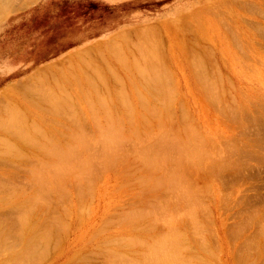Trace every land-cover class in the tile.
<instances>
[{"label": "rangeland", "instance_id": "obj_1", "mask_svg": "<svg viewBox=\"0 0 264 264\" xmlns=\"http://www.w3.org/2000/svg\"><path fill=\"white\" fill-rule=\"evenodd\" d=\"M7 1L8 2H6V0H0V4H1L0 8L2 7V10H3L2 12L0 9V11L2 12L0 13V120H4L5 122V120L8 119L6 118L7 116L10 117V119H13L14 118L13 114L18 113L17 115L19 117H20L19 114L23 116L22 118L21 117L19 118L15 114L17 116L16 119L19 118L21 120V121L18 120L19 122L16 120V122L17 123L21 122L20 124L23 123V125L25 123L26 126L27 125L29 126V127L28 126L25 127V125L21 126L20 124H18L19 125L18 128L23 129L22 133L25 134V132L30 130V127L31 128L35 127L36 130L34 131V129L32 128L33 132L30 130L31 132L29 131V133L25 134L26 136L22 137V139L27 137L26 139H24L26 141L29 140L31 142L34 140L33 141L34 144L26 143V146H25L24 144L21 145L22 143L21 141L14 140L13 139L14 136H11L12 134L10 135L11 138H9L10 131L6 129V127H8L9 125L11 126V124H9V121H6L8 123H6L5 126L2 124L4 122L0 121V135H1L0 137L3 138L4 140L5 139L8 140L9 143H5L7 144V146L11 144L14 145L15 143L16 144L15 146L18 149H20L19 152H21V154L16 155V158L14 156V159H12L13 161L12 160L9 161V163H7L8 165H3V163L0 164V174H1L0 175V184H1L0 185V206H2L0 207V224L2 223L3 220H5V223H6L5 224L3 222L5 225L3 224V226H0V230L3 231V233L5 232L4 234H7V233L10 234V235L7 234L8 236L5 235L6 236L5 237L4 234H2L3 235L2 236L0 233V235L3 237V238L1 237L3 241L1 239L0 244L1 245L5 244L4 237L6 240L8 239L7 241L9 242L11 241L12 243H14L13 246L15 247H17L15 244L20 245L19 243L22 241L20 245L22 247L18 246L17 247L18 249L17 248L15 249L12 246V243H8V242L6 243L8 244V246H12V247H9L10 249L8 248V246L2 245L3 247L5 248L7 247L9 249L10 252L6 248V253L4 252L5 249L4 248L2 249L0 246V250H3V254H4V255L3 254L1 255L2 252L0 253V264H5V263L14 264L15 260L16 262H20L22 258L19 261H18L19 257L18 259H15V258H17L16 256H19V254L24 253L22 250H24L26 246L29 244V243L27 244V242L25 241L32 239L30 241L31 243L32 242L34 243L32 244L35 247L36 241L34 242L33 239L38 240L37 239L38 237L40 238L42 237V241L44 240V242L41 241L42 243H44L43 245H39L41 243L39 242L38 244L39 246L37 247V249H35L33 246H31L32 244L30 243L31 244L30 247L29 246L27 247L28 249L30 248V250L32 249V247L34 248L35 251L34 250H31V251L35 252V255H34V252H33V255L37 256V259L42 257L44 253V259L41 260L40 258L41 260L40 262H37L38 260L35 261L34 258L36 257H33L30 251L28 252L30 255L29 256L30 260L32 257H33L32 259H34V261L32 262L29 261L32 264H37V263L39 264H83V262L79 261V259L83 257H86L90 261V262L86 261V263L84 262V264H107V263L113 264L115 262L118 264L120 263V261L119 260L116 261L115 259L117 258V256H119V254H124V256H127V257L122 256L123 259L121 258L124 261L126 259V262L124 263H127V264L129 263L128 260H131L132 264H135L136 261H137L136 262L137 264H149V263L155 264L158 262V260H160V262H158L157 264H165V263L172 264L173 259L174 260L176 259L177 261V259L183 258L181 257V255L184 257L188 256V257H185L184 260H186V258L187 259L193 258V261L192 259L191 261L189 260V262L191 263H194V259L201 260L199 262L195 261L196 263L194 264H208V263L209 264H249V263L250 264H264V229H263L264 228V161H263L264 157H262V155L264 156V150H263L264 149L263 147L264 146V121L262 119L264 117L263 115L264 114V33H263L264 32V0H11V1L7 0ZM89 2L96 4L97 9L95 11H85V9L82 7ZM105 5H108V7L106 6L105 9L103 10V6ZM148 29H150L152 32ZM123 35L125 38L127 37L126 39L124 38L126 40V43L121 41L123 39L122 38ZM138 36L139 37L141 36V40H138ZM108 41L113 42V43L114 41H116L120 46L118 47L117 43L116 45L111 43L114 46V48L111 49L109 48L108 44L110 43ZM139 41L144 42V43L141 44V42ZM107 45H108V49H111V51L107 49ZM238 45H240V47ZM128 49L130 51H128ZM83 50L84 51L91 50L90 52L92 53V55L91 53H89L90 55L87 54V51L85 53ZM117 51L124 52V53H117ZM114 54L115 55L120 54L118 58L121 56L122 57L119 58L120 60H118L116 57L114 58L115 56ZM192 58L194 59V61H192ZM122 59L123 61L125 59L126 64L125 62L122 61ZM121 63L123 64V66ZM150 63L152 64L151 66H153L152 69L156 70L155 71L156 73L158 72V74H162L161 77H158L159 75L155 74L156 75V76L154 75L155 78L157 77L158 79L159 78L164 79V80L160 79L162 83L165 84V87L162 86V84H160L164 88L162 94L161 92L158 94L157 92L155 93L152 91L154 89H157L156 91L160 90L159 88H161V86L158 84L160 82L157 83L158 85L155 83L158 87L153 85L156 88L152 87V85L151 86L149 85V87H147L148 86L147 82H149V79L150 78L155 79L153 75L152 77L148 76L149 74L151 75L153 73V72L152 73L150 72V70L152 71V69H150L149 67ZM84 64L88 67H86ZM194 64L195 65L197 64L196 67ZM201 64L203 68L201 67L199 68ZM45 68H47L48 70H46ZM144 68H146V73H144L145 71ZM93 70L96 71V72H93L94 74L92 73ZM108 71H111V72H108ZM147 71H149L150 73H147ZM202 71H204L205 73ZM199 72L200 73L202 72V73L200 74ZM113 73H114V76H113ZM115 73H117L118 76L115 75ZM35 75L36 77H34ZM32 77H33V80H32ZM97 77L98 78L100 77L99 78L101 80L100 82ZM141 77L143 78L145 77L143 80L144 82L141 80ZM196 77H198L199 79ZM27 80L29 81V83L27 82ZM87 80H89L88 82L95 80L94 82L93 81L92 82L95 83L93 86H97L94 88L99 89V94L97 93L99 96L98 95L94 96L95 93L92 91L93 87L92 85H90L91 83L87 82ZM163 81H165L166 83ZM207 81L209 82L208 84H207ZM99 83L100 84L102 83V84L100 85ZM103 83L104 84L107 83V84H105L104 86ZM28 84L29 85L31 84V85L29 86ZM76 84H78L79 86ZM202 84L206 87L202 88L203 87ZM46 85L48 87H46ZM89 85L92 88L88 87ZM209 85L210 86L212 85V86L210 87ZM57 86L59 90L57 89ZM148 88H152V89H148ZM62 89L64 90V92ZM210 90H211V93L213 92L212 95L210 93ZM96 92H98V90ZM22 93H23V96H22ZM119 93L127 97V99H125V97L122 98L121 95H119ZM208 93L210 94L211 98L208 95ZM51 94L53 96V99H52ZM66 94L68 96V99H66L67 98ZM62 96H66V97L63 98ZM85 96L87 98H85ZM153 96H155V98H153ZM60 97L66 100V102H68V100L70 99L68 102L69 104L67 105V103L65 104V102L63 103L61 102L62 103L61 104L59 101L58 103L61 106L57 107L56 106V104H58L57 99H59ZM95 97L99 98L98 100L102 102V105L99 104L100 102H98L97 98ZM138 97L139 99H136ZM162 97L164 100L162 99ZM100 98H103V99H100ZM104 98H107V99H104ZM231 98L233 101L231 100ZM119 99L120 100L122 99V100L120 101ZM52 100L53 101L55 100V102H52ZM102 100L103 101L105 100L104 102L105 104H103ZM123 100L125 104L122 103ZM47 101L49 102V104L50 103L52 104L48 106L49 104L47 103ZM144 102H146V104ZM179 102H181V104ZM220 102H222V104ZM85 103L86 104L89 103V105L87 104L88 107ZM140 103H142L143 106L140 105ZM34 104L35 105L37 104V105L35 106ZM62 105H63L62 112L63 111L66 112L64 115L61 114V111H60L61 110L60 108H62ZM65 105L68 107L66 108L69 112L66 111L64 107ZM92 105L93 106L95 105V108H93ZM69 106L70 107L72 106V108H70ZM145 106L147 108H145ZM96 108L98 112H100L99 114ZM103 108H106V109H103ZM238 108L241 110L239 111ZM12 109L14 110L15 113L13 112ZM5 110L7 112H5ZM228 110H231L234 112H236L235 110H237L238 114L236 113V115H234L236 118L231 117L230 115H233L235 113L232 112V114H230V111ZM48 111H50L51 113L49 112V114L47 115ZM241 111H243L242 113L244 117L241 116L242 113L239 114V112ZM54 112H58L59 115L60 114L61 115L60 116L55 115L57 113L53 114ZM163 112L165 113L163 114ZM166 113L167 115L169 113V117L167 116L168 118L165 116ZM186 113H188V115ZM106 114H108L109 116ZM70 115L72 116V118L75 119L76 121L75 125H74L75 121L73 119L70 120L71 119ZM69 117L70 119H68ZM257 117H259L260 119L258 118L259 119L258 120ZM77 121L79 122V124H77ZM76 125H78V127H75ZM168 125L170 126L168 128L172 131H170L169 129L167 130ZM11 127L13 131L14 128L13 126ZM16 127L17 126L15 125V130L13 132L16 131ZM99 127H100V130L98 129ZM25 128H27V130H25ZM81 128L82 130H80ZM121 128L122 130H120L119 132L121 131L123 132L124 130V134L126 135L125 136L122 133V135L124 136L123 139H122L123 136L120 138L118 136L119 133H117L118 131L117 129H121ZM157 128H159V130ZM3 129L6 130V132H9V134L7 133L8 134L7 135L5 131L2 132ZM162 129L163 131L165 129H166L165 130L166 132L168 131L167 132L168 134L166 132L164 133H166L169 137L172 136V139L170 141L168 140L167 136H163V138L166 139L164 141L165 145L164 144L162 145L160 143L162 141L161 140L162 135H160L159 137V134L162 131L160 133L159 131ZM110 130L115 131V134L111 133L112 131L110 132ZM191 130H194V131L192 132ZM36 131L37 132L39 131L38 134L40 136L38 134H35L37 133ZM40 131L41 133L42 132L44 133V136L46 139H44V137L42 136L43 134H40ZM81 131H84L83 132L85 133V135L83 134L84 136L80 134ZM178 131L180 134H178ZM75 132H77V134L80 135L78 137L80 138L82 137L80 141L83 139L81 142L77 140L81 143V146L79 145L80 143H78L76 140L73 139V138L76 139L77 137ZM190 132H191V135L193 133V136H191L192 139L194 138L198 139L200 137L199 138L200 140L198 142L201 143V140H202V143L199 144L201 148L204 146L210 149L211 151H213L212 153L214 155H212V157L214 156L213 157L214 159L211 157V154L208 153V151L210 152V150L206 148H204L206 150H203V148L201 149L197 145L198 144L196 143L197 140L196 142H194V140L191 141L192 144L190 143V140H191ZM90 133H92V135ZM109 133H111V136L109 137L110 140L108 139L110 142L113 140L114 144L116 143L123 144V147H121L122 144H120L121 148H118V151L120 150V152H118L117 154L115 153V155H113L110 158L105 156L106 154L103 153L101 146L98 145L99 144L98 139H100L99 141H101L102 139V141L105 142V139L103 138L108 137L107 135H110ZM136 133L138 135L140 134L139 137ZM169 133L171 134L173 133L174 136L176 137H174L173 134L171 135ZM195 133L199 136L197 137ZM113 134L117 135L118 138L122 139V142L120 139L118 142H116L117 140L114 142ZM155 135L156 137L157 136L159 137V139L157 138L155 139L159 140L160 142L159 141L157 142L155 140L154 142L152 140L155 144V145H152L151 139L152 137L154 138ZM34 136H36L35 138L37 140L34 138ZM38 136L40 137V139L43 138L44 141L42 139L40 140ZM179 137L182 139V141H180L181 139H178ZM186 137H187L186 141H188L189 139L190 140L185 143L186 144V147H185L184 140ZM1 138H0V148L2 150L0 149V158H1L0 160L7 159V156L3 155L4 154L3 149L5 148V145H3V143L1 144ZM126 138H128V141L125 140ZM139 138L140 139L142 138L141 139L142 141H138L140 140ZM149 139H150V142H149ZM4 140L3 142H5ZM50 140L53 142H51ZM73 140L75 142H73ZM108 140L107 142H109ZM173 140L177 142L175 143V141ZM35 141H37L38 143H36ZM71 142L77 144L76 148L75 146H73L76 144H72ZM104 142H102L101 145ZM137 142H139V144ZM169 142H171L172 144ZM56 143L58 145L61 144V147L58 148ZM146 143L147 145H150V146L146 145L147 148L149 147L148 148L149 150H146L147 148L143 146ZM68 144L70 145L69 147H68ZM86 144H88L86 147L88 150H86L85 148ZM95 144L98 145L101 149L97 147ZM159 144L161 145L159 146L160 149H157L158 148L157 146ZM188 144L192 146L197 145L196 146L197 149L194 146L193 147L189 146ZM90 145H92L91 148H88V146L90 147ZM173 145L176 146V148H173L174 147ZM178 145L182 146L183 148L185 147L186 150L185 149H183L185 151L181 150L182 149L181 147H180L181 149H178ZM45 146H46V149L49 148L48 151L45 149ZM53 146H55L56 150L61 149L63 151H66L68 149H71V152L74 151L72 150L73 148L77 149L78 153L76 151L75 152L78 154V156L77 154L76 156L78 158L79 157L81 158V160L80 158L78 159V162L80 161L83 162V160L86 161L87 159L86 158L84 159V157H86L87 155L88 160L86 161L87 162L86 165L88 167L85 168L84 167L85 163L83 162L84 165L82 164L81 165L82 167H84L83 168L84 170L82 171H84L85 174L87 173V171L94 172L95 174L89 173L90 174L89 175L87 173L88 175L87 174L86 175L88 177H86V175L84 174V176L82 175L83 177L80 178L79 175H81L82 173L81 174L78 173L79 175L77 174V178L79 177V180L82 179L81 182L78 179H77V182L79 181L78 183L75 181L76 179L72 180L73 176H71L72 174L71 172L73 171L76 172L74 167L77 168V165H80V164H77V159L75 161L76 163L73 161V159L76 158L75 153L73 155L75 158L73 157H70L71 159L69 158L71 161L66 162V158H65L66 156L59 157L61 155L60 153H62L61 151H59L60 153L57 151L59 153V156L55 155L53 159L52 157H50L52 154H55L53 153V151L55 150ZM65 146L68 147L67 149L65 148L66 150L64 149ZM139 146L141 149L138 148ZM162 146L165 149L161 148ZM210 146H213V148H215L218 151V154L217 152L214 151L215 149H213L212 147L210 148ZM150 147L152 148L157 147V148H155L156 150L152 151L151 150L152 148L150 149ZM253 147L254 148L256 147L255 149L258 151H255ZM42 148H43V152L40 151ZM131 148H133L134 150L137 149L135 151V154L133 153V149ZM167 148H170V150ZM188 148L189 149L194 148L196 150L193 151L192 149L191 151H188L189 150ZM51 149H54V150L50 152L49 150ZM142 149H145V150H142ZM174 149H176L177 151H175ZM252 149L254 151H252ZM44 150L47 151L46 153L48 152L51 153L50 156L47 154H44L45 153ZM138 150L142 153L148 151V154H150L151 156V157L149 156L150 160H152L153 162L155 160V157L157 159L159 157H162V155H166L168 152V155H167L168 157L165 156L162 158L164 159L163 161H165L163 162V165L165 167L162 165V163L160 162L156 163V161L154 163H152V161H149L152 164L149 162L147 163V160L145 161L146 158L143 159V154H140ZM160 150L163 152H161ZM197 150L201 152L203 150L206 152L204 153L202 152L203 153L202 155V153L197 152ZM155 151L156 153L159 152L157 153L158 155L157 154L155 155ZM179 151H181L183 155ZM41 152L44 154V156L42 155ZM79 152H80V155H79ZM88 152L94 155L92 156V158L94 159L91 158V160L94 161V162L92 161L93 163H90L91 160L89 158L91 157V155L88 154ZM185 152L189 153L190 155H188ZM248 152H252V153L250 154ZM68 153H67V156L70 155ZM138 153L140 155H138ZM191 153H193L194 156H192ZM205 153H208V154L205 155ZM253 153L254 155H252ZM144 155H147V153H145ZM152 155L154 156L152 157ZM175 155H178L179 158H177V156L175 157ZM215 155H216V158H215ZM256 155L257 157L254 158V156ZM56 156L60 160L62 158L63 161L65 158V161H64L65 163L63 165V168L67 167L68 169H71L70 168L71 164L72 165L76 164V166H73V168L71 169V172L67 169L69 171V174L71 173L70 176L68 175L70 177V180L66 176L68 173L67 174L65 173L66 175L63 174L64 172L62 173L68 179V181L67 180L64 181L65 182L64 184H63V181L60 184L59 182L61 179L60 177H57V178H60L59 181L55 179L56 177H54V175L55 176L62 175L60 174L61 172L55 171L57 173H54L55 169L60 168L59 171L63 170V168L60 167L61 164H59V159L57 160ZM100 156L103 158H100ZM141 156H142V159H141ZM185 156H187L189 159ZM195 156L198 159L201 158L202 162L201 160L200 161L196 160L197 158ZM217 156L220 159L217 158ZM113 157H115L116 159ZM183 157H185L187 161ZM192 157H194V162L196 161L197 166L195 165L196 163H194L195 166H192L193 164L190 166L189 163L191 161H192L191 163H193ZM50 158L52 161L50 160ZM95 158H97L96 159L97 161L98 159L101 160L102 162L99 161V164L101 162L102 164L101 166H104V167H100L98 162H96ZM176 158L178 161L180 160L181 162L182 161L183 162L182 163L180 161L177 162ZM210 159H212V161ZM208 160L211 161L212 164L208 162ZM41 161L43 162L46 161L47 163L55 162L56 167L54 168L52 167L54 166L53 163H51L53 165L50 166L51 165L50 163H48L50 165L48 164L46 165V163H43ZM184 161L187 162V164ZM262 161H263V164H261ZM38 162L40 163L38 164ZM108 162H111V163H108ZM119 162L121 163L119 164ZM244 162L246 163L244 164ZM57 163L59 165H56ZM94 163H96L97 165ZM173 163H177L178 165L173 164ZM200 163H205V165L203 164V167H202L201 166L202 164ZM218 163H223L222 167L224 168H222L221 165H219ZM42 164L47 166L46 169L48 170V172L52 170L53 173L51 171L49 172V173H52L50 174V176L46 174L45 172L46 170L41 172L42 169L40 168H42ZM146 164L150 165V167ZM153 164L155 165L157 164L160 167L157 165L153 166ZM168 164L171 166H169ZM32 165H33V171H32ZM44 165H43V169H45ZM98 165L100 168H98ZM210 165H213V166L210 167ZM218 165L220 166V170L218 169L219 168ZM89 166L93 168L92 171H91V168H89ZM205 166H206V169H205ZM155 167H159L158 169L161 172L159 171L160 173H158L157 172L158 170ZM166 167L167 169H165ZM193 167H198V168H193ZM10 168H12V170ZM79 168L77 169V171L82 172L81 171L82 168L81 169ZM151 168L157 170L156 175L157 177L160 176V178L159 177L156 178L150 175V174H153V175L155 174V172L154 173L152 172L153 169ZM35 170H37V173H38L37 175H39L38 177L40 179L37 178V175L34 173ZM171 170L173 171L175 170L177 174ZM170 172L171 173L173 172L174 175L178 177L176 178ZM96 173L98 176L96 175ZM178 173H180V177L181 175L182 176L184 175V177L180 178ZM43 174H46V177L44 176V178L47 179L48 177L47 183L50 184V186L53 185L51 186L52 188L54 187V189H51L50 187H48V189L49 188L51 189V193L49 192L50 195H48V197H47V193H48L47 191H50V190H47L46 186H49V185L45 184L46 180L45 182H42L44 181L42 178ZM29 175H31L30 178H29ZM63 175H62L63 177L62 179L64 180L65 178ZM147 175L148 177H146V180H145L144 176H147ZM171 175L174 177H170ZM50 177L54 178L53 179L54 182L52 181ZM149 177L150 179L151 178L152 179L151 180L148 179ZM41 178H42V181H40ZM86 178L88 179L86 180ZM140 178L144 180H141ZM83 179H85L86 181L83 182ZM175 179L178 181H176ZM137 180L139 181V183L137 182ZM142 181L143 183L144 182L146 183V184L144 183L145 186H143V183H141ZM156 181L157 182L159 181V183L160 182L161 183L156 184ZM41 182H42V186H41ZM169 182L174 185L175 189L172 187L173 185L171 184H170L171 185V188H170ZM79 183L83 185H80ZM4 184L5 185L7 184V185L4 186ZM43 184H45L47 191L44 189L45 187L43 189L46 193H44V191L41 189V187L44 186ZM59 184L60 186L65 185L64 186L65 188L63 187L64 189L63 188L60 189ZM139 185L141 186V188ZM153 185L154 187H156V189L153 188ZM183 185L186 187L185 188L186 190L188 187V191L183 189L184 188ZM181 186L183 190L182 189L180 190ZM57 187L59 188V192L60 190L63 189L61 191L62 194L61 193L59 194L60 196L56 194V196H58L56 197V200L59 201L58 203L56 200H54L55 195H54V192L52 191V190L56 191ZM165 187H167V190ZM77 188L78 189L80 188V189L78 190ZM146 188H148L147 189L148 191L146 190ZM169 189L174 190V191L172 192ZM176 189H178V191ZM200 189L202 192L200 191ZM40 190H42V192ZM64 190L66 193L63 192ZM143 190L145 191V193ZM75 191L78 193H76ZM179 191H182V193L186 191L185 194L186 195L188 194L190 198L189 196H187L186 198L185 197L186 195H182L178 193ZM81 192L83 194H81ZM195 192H196V196H195ZM170 193H174V194L167 196ZM176 193L179 194V197ZM65 194H66V197L62 198L61 195L65 196ZM181 195L184 198L189 199L191 206H193V204L195 203V202L194 203L192 202L193 200L194 201L199 200L198 201L199 204H197L196 202L197 208H198V205H201L200 202L202 203L204 202L207 205L206 207L208 209L206 207L204 208L205 205L203 203L204 206L203 207L199 206L198 211L196 212L197 214L195 213L198 216L196 217L195 215L193 217V219L195 220H192L191 217H189L188 219V216L183 215V212H186V210L190 209V208L185 209L186 206L187 207L189 206L188 205L189 202L187 203V205L183 204L185 205L183 206L181 204L182 203L181 198H183V197H180ZM49 196L51 197L52 201H50L51 199ZM172 196L173 198L177 196L176 199L178 200L180 198L181 200H179L178 202H181V203H178L177 200L173 202L174 200ZM59 197L61 198L59 199ZM80 197L82 200L80 199ZM167 197L169 198V201L168 199L165 200V198ZM35 198L39 199V204L38 202H36L37 199ZM27 200L30 202H28ZM164 200L166 204L164 203ZM167 201L171 202L172 205L171 203H168ZM33 202H35L38 205V207L35 206V203ZM25 203L28 204L30 207L27 205L28 208H26ZM20 204L24 205L23 207H25L24 209H27L26 210L27 213H24L26 211L22 210L23 208L21 209L22 205ZM40 204H44L43 206L45 207L43 208L42 205ZM164 204L170 207L167 208ZM179 204H181L183 207L182 208L181 206L179 207ZM32 205H34L35 207ZM46 205L48 206V208L46 207ZM148 205H151V206H148ZM176 205L178 209H176L177 208ZM157 206L158 207L160 206L161 208H157ZM31 207H33L32 209L35 208L36 210L34 209L32 211ZM193 207L196 208L195 206ZM37 208H40L41 211L38 210ZM42 209H44L45 211ZM61 209L63 211H61ZM79 209L80 211H78ZM140 209L142 210V212L140 211ZM148 209H151V210L154 209V212H151ZM158 209L161 210L160 212L164 210V212L166 211L169 213H167L168 215L164 212L160 213ZM168 209H171L173 214L175 215L177 214V221H176V216L175 215L173 216V214L170 213L171 211H169ZM175 209L176 211L183 210V212L181 211L182 213H179V212L176 213L174 211ZM191 209L190 211L188 210L189 212L187 211V213H184V214H188V215L189 214L192 215V213L194 214V212ZM196 209H193V210L195 211ZM21 210L23 211V213ZM147 211L149 213L148 215H147ZM136 212H138L139 214ZM20 213H21L20 217L23 219L26 218V216L24 215L30 216L31 220L28 219L29 217H27L26 219V222L27 221L29 222V224L28 223L26 224L29 227V230H28V227L25 225H23L25 226L24 228H21V227L19 228L20 226L19 224H21L20 222L23 221V219L21 220V218L19 219L18 217ZM122 213L124 215H122ZM132 213L137 214V216L133 215ZM41 214L43 215L41 216ZM156 214L157 215L159 214L158 215L159 218L161 216L163 220L156 217L155 219L157 221H155L153 219L154 218L153 216H155ZM39 215L41 217H39ZM59 215L62 218H60ZM43 217L44 219L45 218L46 219L44 220ZM48 217L49 219H51V217L52 219H54L53 221L51 220L53 224L52 222L51 223L49 222L50 224L47 222L49 220ZM133 217L134 219L131 220ZM136 217L137 219H135ZM168 217H170L171 219ZM183 217H187V219ZM126 218H129L128 222ZM197 218L200 220H197ZM41 219H43V222H41L42 221ZM166 219L167 221L170 219V221L167 222ZM172 219H174V221ZM34 220H36L35 223H34ZM61 220L64 221L65 227L64 226L61 227L62 225L60 224H63L62 223L63 221ZM190 220H192L191 221L192 223L194 221L198 223L196 225L203 226L202 229L201 227L199 228L196 225H195L196 227H194V225L192 226L193 227L192 229L196 228V231H202L203 236L202 234H200L201 232L200 233L197 232V234L198 236L201 235V238L202 237L205 238V239L202 238L203 243H200L199 241H197L198 239H200L199 238L200 236L198 237L194 232H193L194 236L196 235L195 237H197L198 239H196L195 237L193 238V236L192 237L190 236L192 234L189 231V229L191 228L190 227L191 222H190V225L188 224ZM15 221L17 223H15ZM45 222L47 223V225ZM155 222H157L158 224ZM170 222L174 223L176 228H179L175 230L177 233L178 231H182L181 234L179 233L176 234V232L172 231L174 230L173 228H170L173 226L172 224H171L172 226L170 227L167 226L168 223L170 224ZM185 225H187L188 227ZM31 226L33 227L31 228ZM37 226L39 227V230L37 229ZM47 226L51 229L49 230ZM63 228H65V230ZM149 228H151V231ZM165 228H167L168 230H166ZM205 228L207 231L205 230ZM19 229L20 230L23 229L22 232L19 231ZM26 229L28 232H26ZM203 229L205 230V232ZM209 229L212 232L211 231L208 232ZM260 229L262 230L261 233H260ZM44 230H46V232L47 230L49 231L50 233L49 237L51 239H49V237L48 238L46 237L48 236L47 234L44 237L45 235ZM54 230H55V233H54ZM56 230H59V232H57ZM6 231L8 232L6 233ZM165 231L167 232L172 231V234L169 233V235L170 236L173 235V238L176 241V244L173 242L175 246L178 245L177 243L180 241L179 244L182 242V244H180L182 245L181 246L182 249H183V246L186 247V249L184 250L179 249L181 252V255H179L180 252L179 250H177V248L175 250V248L173 247L174 245L172 246L174 249L173 251H171L170 244H167V243L165 244L164 241L163 242L167 247L163 244L161 239L163 240L167 239L169 240V243H171L170 238L172 237L171 236L168 239V237L166 236L168 235V233L166 232L167 233L166 234ZM15 234L17 238L20 237V239H16ZM33 235L35 238L33 237ZM159 235H161L162 237L160 239L162 244L157 243V241H155L156 237L158 238ZM179 235L181 237H179ZM11 236H13L14 238ZM177 237L180 238L181 240L179 239V241H177L178 239ZM45 238H47V240L49 241H47ZM124 238L125 240L123 241ZM136 238L144 239L142 241V243L144 242V244L147 242L148 239L150 240L152 239L151 240L152 242L148 240L147 243L149 245L147 244L148 246L147 248V246L145 247L141 243H138V242H141L140 239L138 242H135ZM173 238L171 240H173ZM18 240H21V241L18 242ZM131 240L135 244L129 242ZM153 241L157 243L154 249L150 248V244L154 243ZM24 242L27 245L23 244ZM106 242H108L107 245L105 244ZM128 242L130 243L129 246L131 245L132 247L130 246L129 248ZM136 243L139 244L140 246L137 245ZM40 246L41 247L44 246L43 247L44 250L41 249ZM199 246L200 248H198ZM201 246L205 247L203 248L204 250L201 248ZM247 246H250V247H247ZM163 247L164 248L166 247V248L161 249ZM13 248L15 249L14 250L15 254H13ZM20 248L21 250H19ZM38 248H40V250H43V252L40 253L41 255H39V253L37 255L36 253L39 250ZM105 249H108L110 253L108 254V251H106L107 253L106 254ZM110 250L111 251L113 250V252H111ZM155 250L157 251L159 250L160 255H163V258L165 257L164 258L165 260L164 259L162 260V256H159L158 254H156L157 251L155 252ZM168 250H170L171 252L169 251L168 253ZM140 252H142L143 254L145 252L153 253V254L151 255L147 254L149 256H147L146 253H145L146 256L143 255L142 253L137 254ZM111 253H114L116 258ZM210 253H212V256ZM166 254L168 258L164 256ZM168 254L173 255V256L171 255L172 260H168L170 259L169 258L170 256H168ZM24 255H23V259H24ZM111 255H113L112 259L114 258L115 262L111 261L112 260L110 257ZM27 256H25V259H28ZM107 256H109V258ZM142 258L143 259L146 258V260L144 259L146 263H144V260L143 261L140 260ZM107 259L108 261L111 259L110 260L111 262H108ZM151 260H154L153 262L155 263H152ZM180 260L177 261V263L179 262L180 264H182L181 262H183V259L181 261ZM164 261H167V262L164 263ZM176 261H174L173 264H175ZM23 262L21 261L20 263L26 264L27 261L25 263ZM29 262H27V264H29ZM185 262H187V260Z\"/></svg>", "mask_w": 264, "mask_h": 264}, {"label": "bare ground", "instance_id": "obj_2", "mask_svg": "<svg viewBox=\"0 0 264 264\" xmlns=\"http://www.w3.org/2000/svg\"><path fill=\"white\" fill-rule=\"evenodd\" d=\"M10 1H11V0H10ZM6 2H8V1L6 0ZM8 4H9V3H8ZM0 5H1V4H0ZM2 5H3V4H2ZM0 9H1V11L3 12L2 7H1ZM4 10H5V9H4ZM1 11H0V13H2ZM261 11H262V10H261ZM228 28H229V27H228ZM140 30H141V29H140ZM144 30H145V29H144ZM148 30H150V29H148ZM150 31H151V30H150ZM150 31H149V32H150ZM142 32H143V31H142ZM151 32H152V31H151ZM151 32H150V33H151ZM154 32H155V31H154ZM263 33H264V32H263ZM142 34H143V33H142ZM135 35H136V34H135ZM148 35H149V33H148ZM141 36H142V35H141ZM141 36H140V37L138 36V40H141ZM146 36H147V35H146ZM150 36H151V35H150ZM121 37H122V36H121ZM230 37H231V36H230ZM122 38H123V39H122L121 41H123V42L126 43V40H125V39H126L127 37L125 38L124 35H123ZM124 38H125V39H124ZM142 39H143V38H142ZM235 39H236V38H235ZM237 39H238V38H237ZM124 40H125V41H124ZM108 42L110 43V44H108V45H109V48H111V49L114 48L113 44L116 45V43H117L116 41H114V43H113V42H110V41H108ZM139 42H141V41H139ZM145 42H146V41H145ZM235 42H236V40H235ZM238 42H239V41H238ZM106 43H107V41H106ZM111 43H113V44H111ZM142 43H144V42H141V44H142ZM242 43H243V42H242ZM104 45H105V44H104ZM108 45H107V49H108ZM117 45H118V47L120 46L118 43H117ZM144 45H146V44H144ZM235 45H236V44H235ZM111 46H113V47H111ZM238 46L240 47V45H238ZM116 47H117V46H116ZM118 47H117V48H118ZM104 48H106V47H104ZM127 48H128V47H127ZM127 48H126V50H127ZM208 48H209V47H208ZM111 49H108V50L111 51ZM115 49H116V48H115ZM115 49H114V50H115ZM142 49H144V48H142ZM147 49H148V48H147ZM191 49H192V48H191ZM209 49H210V48H209ZM91 50H92V49H91ZM91 50H86V51H87V54L91 53V52H90ZM140 50H141V49H140ZM148 50H149V49H148ZM148 50H147V51H148ZM239 50H240V49H239ZM246 50H247V49H246ZM83 51H84V50H83ZM86 51H84V52L86 53ZM120 51H121V49H120ZM128 51H130V50L128 49ZM192 51H193V50H192ZM241 51H242V50H241ZM115 52H116V51H115ZM142 52H143V51H142ZM113 53H114V52H113ZM117 53H124V52H119V51H117ZM148 53H149V52H148ZM198 53H199V52H198ZM245 53H246V52H245ZM97 54H98V53H97ZM149 54H150V53H149ZM191 54H192V53H191ZM193 54H194V53H193ZM73 55H74V54H73ZM81 55H82V54H81ZM89 55H90V54H89ZM91 55H92V53H91ZM112 55H113V54H112ZM114 55H115V54H114ZM145 55H146V54H145ZM76 56H77V54H76ZM82 56H83V55H82ZM118 56H120V54H119V55H115L114 58L116 57L118 60H120L119 58H121L122 56L119 57V58H118ZM124 56H125V55H124ZM143 56H144V55H143ZM192 56H193V55H192ZM197 56H199V55H197ZM92 57H93V56H92ZM123 58H124V57H123ZM156 58H157V57H156ZM199 59H200V58H199ZM199 59H198V60H199ZM126 60H127V58H126ZM189 60H191V59H189ZM62 61H63V60H62ZM122 61H123V59H122ZM192 61H194L193 58H192ZM83 62H84V61H83ZM90 62H91V61H90ZM90 62H89V63H90ZM123 62H125V59H124ZM123 62H122V63H123ZM154 62H155V61H154ZM158 62H159V61H158ZM189 62H190V61H189ZM87 63H88V62H87ZM122 63H121V64H122ZM191 63H192V62H191ZM123 64H124V63H123ZM123 64H122V66H123ZM125 64H126V62H125ZM260 64H261V63H260ZM84 65H85V64H84ZM88 65H89V64H88ZM151 65H152V64L150 63V66H149L150 69H152V67H153V66H151ZM154 65H155V64H154ZM194 65H195V64H194ZM196 65H197V64H196ZM196 65H195V67H196ZM85 66H86V65H85ZM147 66H148V65H147ZM157 66H158V65H157ZM157 66H156V67H157ZM192 66H193V65H192ZM50 67H51V66H50ZM83 67H84V66H83ZM86 67H88V66H86ZM112 67H113V66H112ZM124 67H125V66H124ZM128 67H129V65H128ZM200 67L203 68V67H202V64H201V66H199V68H200ZM252 67H253V66H252ZM47 68H48V67H47ZM47 68H45V69L48 70ZM90 68H91V67H90ZM93 68H94V67H93ZM110 68H111V67H110ZM132 68H133V67H132ZM157 68H158V67H157ZM192 68H193V67H192ZM85 69H87V68H85ZM114 69H115V68H114ZM144 69H145L144 73H146V68H144ZM144 69H143V70H144ZM147 69H148V68H147ZM160 69H161V68H160ZM214 69H215V68H214ZM217 69H218V68H217ZM42 70H43V69H42ZM46 70H45V71H46ZM101 70H102V69H101ZM101 70H100V71H101ZM143 70H142V71H143ZM148 70H149V69H148ZM89 71H90V70H89ZM155 71H156V70H153V69H152V71L150 70V72H151V73L153 72V73H152L151 75L149 74L148 76H151V77H152V75H153V77L155 78V76H156L155 74H158V72L156 73ZM204 71H205V70H204ZM204 71H202V72H204ZM42 72H43V71H42ZM93 72H96V71L93 70L92 73H93ZM101 72H102V71H101ZM106 72H107V71H106ZM108 72H111V71H108ZM112 72H114V71H112ZM150 72L147 71V73H150ZM154 72H155V73H154ZM202 72H201V73H202ZM250 72H251V71H250ZM255 72H256V71H255ZM40 73H41V72H40ZM40 73H39V74H40ZM139 73H140V72H139ZM141 73H142V72H141ZM199 73H200V72H199ZM199 73H198V75H199ZM201 73H200V74H201ZM204 73H205V72H204ZM39 74H38V75H39ZM93 74H94V73H93ZM97 74H98V73H97ZM110 74H111V73H110ZM136 74H138V73H136ZM36 75H37V73H36ZM36 75H35L34 77H36ZM42 75H43V74H42ZM101 75H102V74H101ZM101 75H100V76H101ZM115 75H117V73H115ZM154 75H155V76H154ZM158 75H159L158 77H161L162 74H158ZM164 75H165V74H164ZM166 75H167V74H166ZM207 75H208V74H207ZM215 75H216V74H215ZM52 76H53V75H52ZM103 76H104V74H103ZM103 76H102V77H103ZM113 76H114V73H113ZM117 76H118V75H117ZM117 76H116V77H117ZM136 76H137V75H136ZM200 76H201V75H200ZM200 76H199V77H200ZM203 76H204V75H203ZM83 77H84V76H83ZM139 77H140V76H139ZM205 77H206V76H205ZM89 78H90V77H89ZM97 78H98V77H97ZM99 78H100V77H99ZM99 78H98V79H99ZM113 78H114V77H113ZM144 78H145V77H144ZM144 78L141 77V80L143 81ZM149 78H150V77H149ZM156 78H157V77H156ZM156 78H155V79H153V78L151 79V78H150V79H149V82H147V83H148V86H147V87H149V85H150V86L152 85V87L156 88V87H158V86H157L158 84H159V85L162 84V86L165 87V84L162 83V81H161V80H164V79H162V78H159V79H158V78H157V80H156ZM196 78H198V77H196ZM201 78H202V77H201ZM39 79H40V78H39ZM84 79H85V78H84ZM114 79H115V78H114ZM117 79H118V78H117ZM133 79H134V78H133ZM146 79H148V78H146ZM160 79H161V80H160ZM165 79H166V78H165ZM198 79H199V78H198ZM204 79H205V78H204ZM207 79H208V78H207ZM226 79H227V78H226ZM32 80H33V77H32ZM35 80H36V79H35ZM76 80H77V79H76ZM104 80H105V79H104ZM112 80H113V79H112ZM150 80H151V81H150ZM205 80H206V79H205ZM214 80H215V79H214ZM228 80H229V79H228ZM36 81H37V80H36ZM88 81H89V80H87V82H88ZM92 81H93V80H92ZM92 81H91V82H88V83H91L90 85H92L93 88H92L90 85H89L88 87H91V88L93 89L92 91H93L96 95H95L93 92H92V93L94 94V96H97V95L99 94V89H98V88H94V87H97V86H93V85L95 84V83H93L95 80H94L93 82H92ZM100 81H101V80L99 79V82H100ZM137 81H138V80H137ZM147 81H148V80H147ZM197 81H198V80H197ZM212 81H213V80H212ZM27 82L29 83L28 80H27ZM38 82H39V81H38ZM72 82H73V81H72ZM116 82H117V80H116ZM143 82H144V81H143ZM158 82H160V83H158ZM163 82H165V81H163ZM171 82H172V81H171ZM22 83H23V82H22ZM88 83H87V85H88ZM145 83H146V82H145ZM145 83H144V84H145ZM150 83H151V84H150ZM155 83H156V84L158 83V84L156 85ZM165 83H166V82H165ZM203 83H204V82H203ZM208 83H209V82L207 81V84H208ZM214 83H215V82H214ZM46 84H47V82H46ZM99 84H100V83H99ZM101 84H102V83H101ZM101 84H100V85H101ZM103 84H104V83H103ZM105 84H107V83H105ZM105 84H104V86H105ZM121 84H122V83H121ZM212 84H213V82H212ZM22 85H23V84H22ZM28 85H29V84H28ZM30 85H31V84H30ZM30 85H29V86H30ZM33 85H34V84H33ZM57 85H58V84H57ZM74 85H75V84H74ZM76 85H78V84H76ZM140 85H141V84H140ZM146 85H147V84H146ZM146 85H145V86H146ZM153 85H155L156 87L153 86ZM17 86H19V85H17ZM20 86H21V85H20ZM78 86H79V85H78ZM78 86H77V87H78ZM106 86H107V85H106ZM145 86H144V87H145ZM160 86H161V85H160ZM162 86H161V88H159L161 91H160V90H159V91H156L157 89H154V88H153L154 90H152V91L155 92V93L157 92L158 94L161 92V94H162V93H163V90H164V88H163ZM202 86H203L202 88L206 87V86H204L203 84H202ZM209 86H210V85H209ZM211 86H212V85H211ZM211 86H210V87H211ZM213 86H214V85H213ZM230 86H231V85H230ZM46 87H48V86L46 85ZM50 87H51V86H50ZM59 87H61V86H59ZM98 87H99V86H98ZM102 87H103V86H102ZM118 87H119V86H118ZM142 87H143V86H142ZM166 87H167V86H166ZM171 87H172V85H171ZM171 87H170V88H171ZM15 88H16V87H15ZM62 88H63V87H62ZM99 88H100V87H99ZM105 88H106V87H105ZM8 89H9V88H8ZM22 89H23V88H22ZM41 89H42V88H41ZM46 89H47V88H46ZM46 89H45V90H46ZM57 89H58V86H57ZM63 89H64V88H63ZM63 89H62V90H63ZM88 89H89V88H88ZM94 89H95V90H94ZM144 89H145V88H144ZM148 89H152V88H148ZM207 89H208V87H207ZM211 89H212V88H211ZM214 89H216V88H214ZM214 89H213V90H214ZM217 89H218V88H217ZM219 89H220V88H219ZM221 89H222V88H221ZM58 90H59V89H58ZM60 90H61V89H60ZM64 90H65V89H64ZM64 90H63V92H64ZM97 90H98V92H96ZM124 90H125V89H124ZM202 90H203V89H202ZM213 90H212V91H213ZM47 91H49V90H47ZM80 91H81V90H80ZM108 91H109V90H108ZM148 91H149V90H148ZM150 91H151V90H150ZM152 91H151V92H152ZM218 91H219V90H218ZM53 92H54V91H53ZM59 92H60V91H59ZM86 92H88V91H86ZM100 92H101V91H100ZM103 92H104V91H103ZM114 92H115V91H114ZM120 92H121V90H120ZM144 92H145V91H144ZM204 92H205V91H204ZM207 92H208V91H207ZM219 92H220V91H219ZM46 93H47V92H46ZM48 93H49V92H48ZM97 93H98V94H97ZM210 93H211V90H210ZM212 93H213V92H212ZM212 93H211V95H212ZM83 94H84V93H83ZM100 94H101V93H100ZM102 94H103V93H102ZM123 94H124V93H123ZM216 94H217V92H216ZM216 94H215V96H216ZM43 95H44V94H43ZM63 95H64V94H63ZM85 95H86V94H85ZM91 95H92V94H91ZM108 95H109V94H108ZM116 95H117V94H116ZM119 95H121L122 98L125 97L124 95H122V94H120V93H119ZM150 95H151V94H150ZM164 95H165V93H164ZM206 95H207V93H206ZM208 95L210 96L209 93H208ZM220 95H221V94H220ZM22 96H23V93H22ZM49 96H50V95H49ZM51 96H52V94H51ZM66 96H67V94H66ZM66 96H62V97L65 98ZM75 96H76V95H75ZM87 96H88V94H87ZM98 96H99V95H98ZM169 96H170V95H169ZM223 96H224V95H223ZM62 97L59 98V99H61V100L57 99V103L60 101V103H61V102H62V103L65 102V104L67 103V105H68V104H69L68 102H69L70 99L68 100V102H66V100L62 99ZM213 97H214V96H213ZM213 97H212V98H213ZM221 97H222V96H221ZM30 98H31V97H30ZM70 98H71V97H70ZM83 98H84V97H83ZM85 98H87V97L85 96ZM95 98H97V101L100 102V100H98V99H99L98 97H95ZM117 98H118V97H117ZM153 98H155V96H153ZM166 98H167V97H166ZM210 98H211V96H210ZM232 98H233V97H232ZM232 98H231V100H232ZM43 99H44V98H43ZM52 99H53V96H52ZM54 99H55V97H54ZM66 99H68V96H67ZM100 99H103V98H100ZM104 99H107V98H104ZM108 99H109V98H108ZM125 99H127V97H125ZM136 99H139V97L136 98ZM162 99H163V97H162ZM26 100H28V99H26ZM74 100H75V99H74ZM119 100H120V99H119ZM121 100H122V99H121ZM121 100H120V101H121ZM130 100H131V99H130ZM152 100H153V99H152ZM159 100H160V99H159ZM163 100H164V99H163ZM165 100H166V99H165ZM31 101H32V100H31ZM102 101H103V100H102ZM108 101H109V100H108ZM110 101H111V100H110ZM125 101H126V100H125ZM155 101H156V100H155ZM161 101H162V100H161ZM170 101H171V99H170ZM232 101H233V100H232ZM232 101H231V102H232ZM45 102H46V101H45ZM52 102H55V100H54V101L52 100ZM70 102H71V101H70ZM78 102H80V101H78ZM88 102H90V101H88ZM104 102H105V100L103 101V104H105ZM151 102H152V101H151ZM164 102H165V101H164ZM213 102H214V101H213ZM215 102H216V101H215ZM217 102H219V101H217ZM234 102H235V101H234ZM4 103H5V102H4ZM40 103H41V102H40ZM47 103L49 104L48 101H47ZM62 103H61V104H62ZM120 103H121V102H120ZM122 103H124V100H123ZM144 103L146 104V102H144ZM144 103H143V104H144ZM157 103H158V102H157ZM179 103L181 104V102H179ZM220 103L222 104V102H220ZM248 103H249V102H248ZM45 104H46V103H45ZM50 104H52V103H50ZM50 104H49L48 106H50ZM53 104H55V103H53ZM70 104H71V103H70ZM75 104H77V103H75ZM85 104H86V103H85ZM87 104L89 105V103H87ZM87 104H86V105H87ZM99 104L102 105V102H100ZM124 104H125V103H124ZM124 104H123V105H124ZM145 104H144V105H145ZM162 104H163V103H162ZM1 105H2V103H1ZM29 105H30V103H29ZM34 105H35V104H34ZM36 105H37V104H36ZM36 105H35V106H36ZM63 105H64V104H63ZM63 105H62V108H60V109H61L60 111H61V114L64 115L66 112H64V111H63L64 113L62 112ZM88 105H87V107H88ZM120 105H121V104H120ZM140 105H142V103H140ZM219 105H220V104H219ZM251 105H252V104H251ZM258 105H259V104H258ZM8 106H9V105H8ZM14 106H15V105H14ZM56 106H57V107H58V106L60 107L61 105L58 103V104H56ZM56 106H55V107H56ZM72 106H73V105H72ZM72 106H71V107L69 106V107L72 108ZM92 106H93V105H92ZM110 106H112V105H110ZM142 106H143V105H142ZM221 106H222V105H221ZM1 107H2V106H1ZM11 107H12V106H11ZM52 107H53V106H52ZM55 107H54V108H55ZM64 107H65L66 111H68V110H67L68 107H67L66 105H65ZM66 107H67V108H66ZM77 107H78V106H77ZM89 107H90V106H89ZM130 107H131V106H130ZM227 107H228V106H227ZM2 108H3V107H2ZM9 108H10V107H9ZM39 108H40V107H39ZM70 108H69V109H70ZM93 108H95V105L93 106ZM145 108H147V107L145 106ZM169 108H170V107H169ZM245 108H246V107H245ZM14 109H15V108H14ZM103 109H106V108H103ZM220 109H221V108H220ZM231 109H232V108H231ZM238 109H239V108H238ZM3 110H4V109H3ZM12 110H13V109H12ZM19 110H20V109H19ZM24 110H25V109H24ZM71 110H72V109H71ZM96 110H97V108H96ZM127 110H128V108H127ZM161 110H162V108H161ZM163 110H164V109H163ZM169 110H171V109H169ZM223 110H224V108H223ZM240 110H241V109H239V111H240ZM91 111H92V110H91ZM99 111H100V110H99ZM150 111H151V110H150ZM183 111H184V110H183ZM228 111H230V114H232V112H234V111H231V110H228ZM235 111H236V112H234L235 114L230 115L231 117L236 118L234 115H236L237 110H235ZM257 111H258V110H257ZM257 111H256V112H257ZM5 112H7V111L5 110ZM13 112H14V110H13ZM13 112H12V113H13ZM49 112H50V111H48L47 115L49 114ZM68 112H69V111H68ZM68 112H67V113H68ZM97 112H98V110H97ZM105 112H106V110H105ZM107 112H109V111H107ZM168 112H169V111H168ZM242 112H243V111L239 112V114L242 113ZM262 112H263V111H262ZM14 113H15V112H14ZM45 113H46V112H45ZM50 113H51V112H50ZM55 113H57V114H55ZM99 113H100V112H98V114H99ZM110 113H111V112H110ZM150 113H152V112H150ZM164 113H165V112H163V114H164ZM169 113H170V112H169ZM169 113H168V115H167V113H166L165 116H166V117H167V116L169 117ZM260 113H261V112H260ZM260 113H259V114H260ZM3 114H4V113H3ZM15 114L17 115L18 113H15ZM15 114H13L15 120H14V118H13V119H10V117L7 116L6 118H8V119H6L5 122H4V120H0V121L4 122V123H2L4 126H5L6 123H8V122H6V121H9V124H11V126H13L14 130H15V125H16V126H17V127H16V131H17V132H16V131L13 132L14 130L12 131V127H11L10 125H9L8 127H6V129H7L8 131H10V134H9V132H6V130H4V129L2 130V132L5 131L6 134H7V133L9 134V136L12 134L11 136H14V138H13L14 140H17V141H21V142H22V143L20 142L21 145L24 144V145L26 146V143H28V144H29V143H33V144H34V142H33L34 140L31 141V142H30L29 140H27V141L24 140V139H26L27 137H25L24 139H22V137H23V136H26L25 134H26V133H29L30 130L33 132V130H32L33 127H32V128L30 127V130H28L27 132H25V134L22 133V132H23V129H22V128H18V126H19L18 124H20L21 122H20V123H17L16 120H17V121L20 120L19 118H20V117L22 118L23 115L21 116V114H19L20 117L17 115L19 118L16 119L17 116H16ZM53 114H55V115H59L58 112H54ZM61 114H60V115H61ZM92 114H94V113H92ZM102 114H103V113H102ZM152 114H154V113H152ZM178 114H179V113H178ZM186 114L188 115V113H186ZM226 114H227V113H226ZM226 114H225V115H226ZM237 114H238V113H237ZM262 114H263V113H262ZM50 115H51V114H50ZM60 115H59V116H60ZM63 115H62V116H63ZM80 115H81V114H80ZM104 115H105V114H104ZM106 115H108V114H106ZM110 115H111V114H110ZM263 115H264V114H263ZM108 116H109V115H108ZM151 116H152V115H151ZM154 116H155V115H154ZM162 116H163V115H162ZM182 116H183V115H182ZM241 116H243V113H242ZM257 116H258V115H257ZM260 116H261V115H260ZM70 117H71V119H70ZM70 117H69L68 119H70V120L73 119V120L75 121V119L72 118L71 115H70ZM93 117H94V115H93ZM115 117H116V116H115ZM149 117H150V116H149ZM168 117H167V118H168ZM183 117H184V116H183ZM239 117H240V116H239ZM243 117H244V116H243ZM251 117H252V116H251ZM255 117H256V116H255ZM23 118H24V117H23ZM84 118H85V117H84ZM96 118H97V117H96ZM105 118H106V117H105ZM157 118H158V117H157ZM234 118H233V119H234ZM240 118H241V117H240ZM258 118H259V117H257V119H258ZM82 119H83V118H82ZM108 119H109V118H108ZM165 119H166V118H165ZM165 119H164V120H165ZM182 119H183V118H182ZM229 119H230V118H229ZM250 119H251V118H250ZM254 119H255V118H254ZM259 119H260V118H259ZM259 119H258V120H259ZM262 119H263V121H264V117H263ZM262 119H261V120H262ZM12 120H13V121H12ZM40 120H41V119H40ZM83 120H84V119H83ZM168 120H169V119H168ZM238 120H239V119H238ZM243 120H244V119H243ZM255 120H256V119H255ZM255 120H254V122H255ZM10 121H11V123H10ZM20 121H21V120H20ZM52 121H53V120H52ZM92 121H93V120H92ZM92 121H91V122H92ZM95 121H96V120H95ZM103 121H104V120H103ZM115 121H116V120H115ZM160 121H161V120H160ZM160 121H159V122H160ZM183 121H184V120H183ZM185 121H186V120H185ZM232 121H233V120H232ZM234 121H235V120H234ZM240 121H241V119H240ZM14 122H15V123H14ZM18 122H19V121H18ZM116 122H117V121H116ZM148 122H149V121H148ZM165 122H166V121H165ZM114 123H115V122H114ZM119 123H120V121H119ZM119 123H118V124H119ZM238 123H239V121H238ZM241 123H242V121H241ZM245 123H246V122H245ZM248 123H249V122H248ZM256 123H257V122H256ZM75 124H76V121H75L74 125H75ZM77 124H79L78 121H77ZM104 124H105V123H104ZM146 124H147V123H146ZM146 124H145V125H146ZM159 124H160V123H159ZM165 124H166V123H165ZM169 124H170V123H169ZM234 124H235V123H234ZM20 125H21V126H24L25 123H24V125H23V123L20 124ZM71 125H72V124H71ZM147 125H148V124H147ZM151 125H152V124H151ZM161 125H162V124H161ZM180 125H181V124H180ZM237 125H238V124H237ZM244 125H245V124H244ZM246 125H247V124H246ZM27 126H28V125H27ZM27 126L25 125V127H27ZM158 126H159V125H158ZM28 127H29V126H28ZM75 127H78V125H76ZM156 127H157V126H156ZM168 127H170V126H169V125L167 126V130L169 129ZM239 127H240V126H239ZM61 128H62V127H61ZM79 128H80V127H79ZM79 128H78V129H79ZM84 128H85V127H84ZM96 128H97V127H96ZM159 128H160V127H159ZM159 128H157V129L159 130ZM161 128H162V127H161ZM163 128H164V127H163ZM165 128H166V127H165ZM255 128H256V126H255ZM19 129H20V130H19ZM33 129H34V131L36 130L35 127H34ZM98 129L100 130V127H99ZM102 129H103V127H102ZM105 129H106V128H105ZM152 129H153V128H152ZM157 129H156V130H157ZM176 129H177V128H176ZM242 129H243V128H242ZM257 129H258V127H257ZM25 130H27V128H25ZM80 130H82V128H81ZM117 130H118V131H117ZM117 130H116L117 133H119V134L121 135V136H120V135L118 134V136L121 138V137L123 136L122 133L124 134V130H123V132H122V131L119 132L120 130H122V128H121V129H117ZM132 130H133V128H132ZM132 130H131V131H132ZM134 130H135V129H134ZM150 130H151V129H150ZM165 130H166V129H165ZM165 130L163 131V129H162V130L159 131V133H160L161 131H162L161 133H163V134H161V133L159 134V137H160V135H162V138H161L162 141H161V142H160L159 140H156V139H155V138L159 139L158 136L156 137V135H155L154 138L152 137V139H151L152 145H155V144H154L155 141H157V142L159 141V142L163 145V144H164V141L166 140V139L163 138V136H167V138H168L169 141L172 139V136H171V135H172L173 133H172V134L169 133V134H171V135H170L171 137H169V136L167 135V134H168V133H167L168 131L166 132ZM169 130H170V129H169ZM173 130H175V129H173ZM177 130H178V129H177ZM255 130H256V129H255ZM31 131H30V132H31ZM41 131H42V130H41ZM41 131H40V134H43L42 136L44 137V139H46L45 136H44V133H43V132L41 133ZM78 131H79V130H78ZM111 131H112V130H110V132H111ZM126 131H127V130H126ZM145 131H146V130H145ZM170 131H172V130H170ZM191 131L193 132L194 130H191ZM246 131H247V130H246ZM253 131H254V130H253ZM36 132H37V131H36ZM38 132H39V131H38ZM38 132H37V133L34 132V133H35V134H38ZM55 132H56V130H55ZM58 132H59V131H58ZM70 132H71V131H70ZM79 132H80V131H79ZM79 132H78V133H79ZM83 132H84V131H81L80 134H82V135L84 134V135H85V133H83ZM135 132H136V131H135ZM141 132H142V131H141ZM164 132H166L167 134L164 133ZM183 132H184V131H183ZM183 132H182V133H183ZM188 132H189V131H188ZM256 132H258V131H256ZM71 133H72V132H71ZM111 133H114V134H115V131H112ZM111 133H109L110 135H107V136H108V137H106L107 139H106V138H103V139H105V142L102 141V139H101V141L104 142L102 145H101L102 142L99 141L100 139H98V142H99L98 145L101 146V148H102V150H103V153L106 154L105 156L108 157V158H110V157H112L113 155H115V153L117 154L118 152H120V150L118 151V148L123 147V144H122V143H116V144H114V143H113V140H112L111 142L109 141V140H110L109 137L111 136ZM137 133H138V132H137ZM137 133H136V134H137ZM147 133H148V132H147ZM174 133H175V132H174ZM8 134H7V135H8ZM57 134H58V133H57ZM75 134L77 135V137L80 136L79 134H77V132H75ZM90 134L92 135V133H90ZM114 134H113V136H114V137H113V138H114V142H115L116 140H117L116 142H118L120 138H118V136H117V135H114ZM141 134H142V133H141ZM156 134H157V132H156ZM176 134H177V132H176ZM176 134H175V135H176ZM178 134H180L179 131H178ZM183 134H184V133H183ZM255 134H256V133H255ZM7 135H6V136H7ZM38 135H39V134H38ZM62 135H64V134H62ZM67 135H68V133H67ZM84 135H83V136H84ZM124 135H125V134H124ZM129 135H130V134H129ZM137 135H138V134H137ZM139 135H140V134H139ZM139 135H138V137H139ZM142 135H143V134H142ZM195 135H197V134L195 133ZM195 135H194V136H195ZM201 135H202V134H201ZM0 136H1V135H0ZM11 136H10L9 138H11ZM36 136H37V135H36ZM36 136H34V138H35ZM39 136H40V135H39ZM39 136H38V138L40 139ZM42 136H41V137H42ZM47 136H48V135H47ZM69 136H70V135H69ZM115 136H116V137H115ZM125 136H126V135H125ZM132 136H133V135H132ZM173 136H174V134H173ZM191 136H193V133H192V135H191V132H190V139H191V140L188 138V139L190 140V143H191V141H193V140H194V142H196V140H197L196 143H198V144H197L198 146H199V144L202 143V140H201V143L198 142V141L200 140V139H199L200 137H199L198 139H195V138L192 139ZM198 136H199V135H197V137H198ZM29 137H30V136H29ZM49 137H50V136H49ZM77 137H76V139L73 138V137H71V138H73V139L76 140V141H77V140L80 141V139L82 138V137H81V138H80V137L77 138ZM97 137H99V136H97ZM135 137H137V136H135ZM140 137H141V136H140ZM174 137H176V136H174ZM187 137H188V136H187ZM187 137H186L185 140H184V145H185V147H186V144H185V143L189 141V140L186 141ZM0 138H1V137H0ZM32 138H33V137H32ZM32 138H31V140H32ZM34 138H33V139H34ZM47 138H48V137H47ZM67 138H68V137H67ZM113 138H112V139H113ZM123 138H124V136L122 137V139H123ZM169 138H170V139H169ZM13 139H12V140H13ZM35 139H36V138H35ZM41 139L43 140V138H41ZM41 139H40V140H41ZM51 139H52V138H51ZM108 139H109V140H108ZM122 139H120L121 142H122ZM139 139H140V138H139ZM141 139H142V138H141ZM141 139L138 140V141H142ZM145 139H146V138H145ZM173 139H174V138H173ZM178 139H181V138L179 137ZM3 140H4V139L1 138V144L3 143V145H5V148H4V146H3V148H4V149H3V150H4V151H3V152H4L3 155L7 156V159H2V160H0V161H1L0 164L3 163V165H8L7 163H9V161H11L12 159H14V156H15V158H16V155L21 154V152H19L20 149H18V148L15 146V145H16L15 143H14V145L11 144V145H8V146H7V144H5V143H9L8 140L5 139V140H4L5 142H3ZM36 140H37V139H36ZM47 140H49V139H47ZM67 140H68V139H67ZM74 140H73V142H75ZM82 140H83V139H82ZM82 140H81V141H82ZM85 140H86V139H85ZM91 140H92V139H91ZM107 140H108L109 142H107ZM125 140L128 141V138H126ZM146 140H147V139H146ZM152 140H153V141L155 140V141L153 142ZM229 140H230V139H229ZM238 140H239V139H238ZM43 141H44V140H43ZM50 141H51V140H50ZM63 141H64V140H63ZM79 141H77V142L80 143L81 141H80V142H79ZM93 141H94V140H93ZM123 141H124V140H123ZM173 141H175V140H173ZM180 141H182V139H181ZM35 142L38 143L37 141H35ZM51 142H53V141H51ZM55 142H57V141H55ZM61 142H62V141H61ZM67 142H68V141H67ZM83 142H84V141H83ZM106 142H107V143H106ZM146 142H147V141H146ZM149 142H150V139H149ZM157 142H156V143H157ZM176 142H177V141H175V143H176ZM204 142H205V141H204ZM209 142H210V141H209ZM254 142H255V141H254ZM65 143H66V142H65ZM71 143H72V142H71ZM86 143H87V142H86ZM96 143H97V142H96ZM137 143L139 144V142H137ZM166 143H167V142H166ZM169 143H171V142H169ZM181 143H182V142H181ZM196 143H195V144H196ZM241 143H242V142H241ZM248 143H249V142H248ZM72 144H76V143H72ZM88 144H89V143H88ZM88 144L85 145V148L87 147ZM90 144H91V143H90ZM120 144H122L121 147H120ZM150 144H151V143H150ZM171 144H172V143H171ZM182 144H183V143H182ZM191 144H192V143H191ZM17 145H18V144H17ZM19 145H20V144H19ZM56 145L58 146V148L61 147V144L58 145V144L56 143ZM63 145H65V144H63ZM79 145L81 146V143H80ZM95 145H96V144H95ZM98 145H96V146L99 147ZM146 145H147V143L144 144L143 146H144L145 148H147ZM164 145H165V144H164ZM176 145H177V144H176ZM188 145H189V144H188ZM188 145H187V146H188ZM197 145H193V146L196 148ZM209 145H210V144H209ZM227 145H228V144H227ZM247 145H249V144H247ZM50 146H51V145H50ZM57 146H56V147H57ZM69 146H70V145L68 144V147H69ZM73 146H75V148H76L77 144H76V145H73ZM91 146H92V145H90V147L88 146V148H91ZM147 146H150V145H147ZM159 146H161V145L159 144V145L157 146L158 148H157V147H155V148L160 149ZM166 146H167V145H166ZM173 146H174V145H173ZM189 146H192V145H189ZM193 146H192V147H193ZM206 146H207V144H206ZM228 146H229V145H228ZM234 146H236V145H234ZM42 147H43V146H42ZM48 147H49V146H48ZM51 147H52V146H51ZM62 147H63V146H62ZM68 147L65 146L64 149H65V148L67 149ZM131 147H132V146H131ZM141 147H142V145H141ZM180 147H181L182 149H181ZM185 147L183 148L182 146L178 145V149H181V150L185 149ZM199 147H200V146H199ZM211 147L213 148V146H210V148H211ZM240 147H241V146H240ZM256 147H257V146H256ZM256 147H255V148H256ZM263 147H264V146H263ZM53 148H54L55 150H54V149H51V150H49V151L51 152L52 150H54L55 152L53 151V153H55V154H52V155L50 156L51 153H49V152L46 153V152L48 151V149H49V148L46 149V146H45V149H46L47 151L44 150V152H45L44 154H47V155H49L50 157L53 158L55 155H58V156H59V153H60L59 151H61L62 153H60L61 155H60L59 157L66 156V157H65V158H66V162H67V161H71V160H70V159H71L70 157H73V158L76 157L75 159L72 158L73 161L75 162L76 159H77V164H80V165H77V168L74 167L75 170H76V172H75V171L71 172V169L73 168V166H76V164H75V165H72V164H71V166H72V167L70 166L71 169H68L67 167H64V168H63V165H64V163H65V162H64V161H65V158H64V161H63L62 158H61V160H60V159L56 156L57 160L59 159V164L62 165V166L60 165V167H62L63 170H62V171H61V170L59 171L60 168H59V169H55V170H54V173H57V172H61L60 174H62L63 172H64L63 174H65V173L67 174V173H68L67 175H66V174H65V175L69 178V180H70V177H69V176H70V174L72 173L73 175L71 174V176L74 177V179H73V177H72V180H75V179H76V180H75L76 182H77V179L79 180V177L77 178V174H78V173H80V174L82 173L81 175L78 174V175L80 176V178H82V177L84 176L85 173H84V171H82V170H84V169H83L84 167H85V168L88 167V166L86 165V164H87L86 161L88 160V156H87V155H86V157H84V159H85V158L87 159L86 161H84V160L82 159L83 162L85 163V165H84L83 162H81V161L78 162V159H79L80 157H79V158L77 157V156H78V154H77V153H78V152H77V149H74V148H73L72 150H74V151L71 152V149H68V150L65 149L66 151H63V150H61V149L56 150L55 146H53ZM99 148H100V147H99ZM101 148H100V149H101ZM138 148H140V146H139ZM148 148H149V147H148ZM148 148H147L146 150H149ZM151 148H152V147H150V149H151ZM155 148H152L151 150L154 151V150H156ZM161 148L165 149L163 146H162ZM173 148H176V146H174ZM189 148H191V147H189ZM189 148H188V149H189ZM200 148H201V147H200ZM200 148H199V149H200ZM202 148H203V150L208 149L207 147H204V146H203ZM202 148H201V149H202ZM204 148H206V149H204ZM225 148H226V146H225ZM245 148H246V147H245ZM253 148H254V147H253ZM255 148H254V149H255ZM0 149H1V148H0ZM39 149H40V148H39ZM131 149H133V148H131ZM140 149H141V148H140ZM167 149L170 150V148H167ZM188 149H187V150H188ZM192 149H193V151H194V150H196L197 148H196V149L192 148ZM192 149H189L188 151H191ZM213 149H215V148H213ZM260 149H261V148H260ZM1 150H2V149H1ZM24 150H25V149H24ZM80 150H81V149H80ZM86 150H88V149L86 148ZM122 150H123V149H122ZM136 150H137V149H136ZM136 150L133 149V153H134V154H135V151H136ZM142 150H145V149H142ZM174 150L177 151L176 149H174ZM185 150H186V149H185ZM185 150H183V151H185ZM203 150H202L203 153L206 152V151H203ZM208 150H210V149H208ZM220 150H221V149H220ZM244 150H245V149H244ZM249 150H250V149H249ZM261 150H262V149H261ZM261 150H260V152H261ZM263 150H264V149H263ZM263 150H262V151H263ZM27 151H28V150H27ZM40 151L43 152V148H42ZM57 151H58L59 153H58ZM69 151H70V152H69ZM75 151H76L77 153H76ZM91 151H92V150H91ZM91 151H90V152H91ZM123 151H124V150H123ZM125 151H126V150H125ZM128 151H129V150H128ZM138 151H139V150H138ZM160 151H161V150H160ZM214 151L217 152V154H218V151H217L216 149H215ZM252 151H254V150L252 149ZM255 151H258V150L255 149ZM42 152H41V153H42ZM68 152H69V153H68ZM80 152H81V151H80ZM80 152H79V155H80ZM82 152H83V151H82ZM126 152H127V151H126ZM130 152H131V151H130ZM161 152H163V151H161ZM179 152H181V151H179ZM197 152L200 153L201 151L197 150ZM202 152H201V153H202ZM212 152H213V151H211V150H210V152L208 151V153L211 154V157H212V155H214ZM215 152H214V153H215ZM244 152H246V151H244ZM63 153H64V155H63ZM67 153L70 154V155H72V156H70V155L67 156ZM74 153H75V157L73 156ZM85 153H86V152H85ZM139 153H140V154H143V159L146 158L145 161L147 160V163H148L149 161H152V160H150V157H151V156H150V154H148V151H147V152H143V153L139 151ZM139 153H138V155H140ZM145 153H147L148 157H149V156H150V157L148 158L147 155H144ZM153 153H154V152H153ZM157 153H159V152H157ZM157 153H156V151H155V155H156ZM185 153H187V152H185ZM199 153H198V154H199ZM203 153H202V155H203ZM208 153H205V155L208 154ZM222 153H223V152H222ZM248 153L251 154L252 152H248ZM44 154L42 153L43 156H44ZM76 154H77V156H76ZM88 154L91 155V157L89 158V159L91 160L92 156H94V155L91 154V153H89V152H88ZM97 154H98V153H97ZM99 154H100V153H99ZM126 154H127V153H126ZM126 154H125V155H126ZM165 154H166V153H165ZM171 154H172V152H171ZM173 154H174V152H173ZM179 154H180V153H179ZM181 154H182V152H181ZM187 154L190 155L189 153H187ZM187 154H186V155H187ZM261 154H262V152H261ZM26 155H27V154H26ZM90 155H89V156H90ZM121 155H122V154H121ZM128 155H129V154H128ZM138 155H137V156H138ZM157 155H158V154H157ZM159 155H160V154H159ZM167 155H168V152H167L166 155H162V157L157 158L158 160L156 159V157H155V160H154V159H153V160H154V162H155V161H156V163H157V162H158V163L160 162V163H162V165H163V162H165V161H163L164 159H162V158L165 157V156L168 157ZM182 155H183V154H182ZM184 155H185V154H184ZM191 155L194 156L193 153H191ZM252 155H254V153H253ZM1 156H2V155H1ZM5 156H4V158H5ZM8 156H9V157H8ZM40 156H41V155H40ZM95 156H96V155H95ZM98 156H99V155H98ZM103 156H104V155H103ZM131 156H132V154H131ZM144 156H146V157H144ZM153 156H154V155H152V157H153ZM176 156H177V158H179L178 155H175V157H176ZM197 156H198V155H197ZM218 156H220V155H218ZM218 156H217V158H219ZM10 157H11V158H10ZM36 157H37V156H36ZM96 157H97V156H96ZM115 157H116V156H115ZM115 157H113V158H115ZM117 157H119V156H117ZM127 157H129V156H127ZM127 157H126V158H127ZM135 157H136V155H135ZM138 157H139V156H138ZM185 157H187V156H185ZM185 157H183V158L185 159ZM195 157H196V156H195ZM213 157H214V156H213ZM213 157H212V158H213ZM255 157H257V155L254 156V158H255ZM262 157H264V156L262 155ZM34 158H35V157H34ZM45 158H46V157H45ZM67 158H68V160H67ZM69 158H70V159H69ZM100 158H103V157L100 156ZM160 158H161V159H160ZM177 158H176V161L179 162L180 160L178 161ZM187 158H188V157H187ZM192 158H193V163H191V162H192V161H191V162L189 163L190 166H191L192 164H193L192 166H195V165L197 166L196 161L194 162V157H192ZM196 158H197V157H196ZM196 158H195V159H196ZM215 158H216V155H215ZM252 158H253V157H252ZM258 158H259V157H258ZM0 159H1V158H0ZM53 159H54V158H53ZM92 159H94V158H92ZM96 159H97V158H95V160H96ZM115 159H116V158H115ZM131 159H132V157H131ZM141 159H142V156H141ZM148 159H149V160H148ZM159 159H160V161H159ZM169 159H170V157H169ZM171 159H172V158H171ZM174 159H175V158H174ZM174 159H173V160H174ZM180 159H181V158H180ZM188 159H189V158H188ZM213 159H214V158H213ZM219 159H220V158H219ZM262 159H263V158H262ZM29 160H30V159H29ZM38 160H39V159H38ZM40 160H41V159H40ZM45 160H46V159H45ZM50 160H51V158H50ZM50 160H48V161H50ZM80 160H81V158H80ZM102 160H103V159H102ZM113 160H114V159H113ZM120 160H122V159H120ZM161 160H162V161H161ZM185 160L187 161V159H185ZM190 160H191V159H190ZM196 160L200 161L201 158H199V159L197 158ZM210 160L212 161V159H210ZM221 160H222V159H221ZM2 161H3V162H2ZM12 161H13V160H12ZM23 161H24V159H23ZM23 161H22V162H23ZM32 161H34V160H32ZM51 161H52V160H51ZM92 161H93V160H91V162H90V161H89V162H90V163H93L94 161H93V162H92ZM99 161H101V160H99V159H98V161L96 160V162H98V164H99ZM106 161H107V160H106ZM115 161H116V160H115ZM133 161H134V160H133ZM133 161H132V163H133ZM140 161H141V160H140ZM140 161H139V162H140ZM167 161H168V160H167ZM198 161H197V162H198ZM211 161L208 160V162H210V163H211ZM263 161H264V160H263ZM263 161H262L261 164H263ZM41 162H43V161H41ZM56 162H57V161H56ZM62 162H63V163H62ZM101 162H102V161H101ZM101 162H100V164H99L100 167H104V166H101V165H102ZM116 162H117V161H116ZM154 162L152 161V163H154ZM180 162H181V161H180ZM182 162H183V161H182ZM182 162H181V163H182ZM184 162H185V161H184ZM201 162H202V160H201ZM214 162H215V161H214ZM4 163H6V164H4ZM24 163H25V162H24ZM34 163H35V162H34ZM36 163H37V162H36ZM39 163H40V162H38V164H39ZM43 163H46V165H47L48 163L51 164V163H53V162H48V163H47V162L45 161V162H43ZM75 163H76V162H75ZM90 163H89V164H90ZM105 163H106V162H105ZM108 163H111V162H108ZM114 163H115V162H114ZM120 163H121V162H119V164H120ZM149 163H151V162H149ZM152 163H151V164H152ZM166 163H167V162H166ZM171 163H172V161H171ZM185 163L187 164V162H185ZM194 163H196V164L194 165ZM198 163H199V162H198ZM210 163H209V164H210ZM245 163H246V162H244V164H245ZM258 163H259V162H258ZM258 163H256V164H258ZM25 164H26V163H25ZM50 164H48V165H50ZM53 164H54V166H52ZM53 164H51L50 166H52L53 168L56 167V166H55V162H54ZM59 164L57 163L56 165H59ZM81 164L84 165V167H82ZM94 164H96V163H94ZM173 164H177V163H173ZM186 164H184V165H186ZM200 164H202V165H201L202 167H203V164L205 165V163H200ZM211 164H212V163H211ZM218 164L221 165V167H222V165H223V163H218ZM240 164H241V163H240ZM43 165H44V164H42V168L39 167L40 169H42L41 172H43V171L46 170V171H45L46 174H48V175L50 176V174L53 173L52 170H50L52 173H49L50 171L48 172V170L46 169L47 166L44 165L45 169H43ZM68 165H69V164H68ZM68 165H67V166H68ZM96 165H97V164H96ZM99 165H98V168H100ZM122 165H123V164H122ZM142 165H144V164H142ZM146 165H148V164H146ZM156 165H157V164H156ZM156 165L153 164V166H156ZM162 165H161V167H162ZM168 165H169V164H168ZM168 165H167V166H168ZM177 165H178V164H177ZM181 165H183V164H181ZM207 165H208V164H207ZM219 165H218V166H219ZM91 166H92V165H91ZM139 166H140V165H139ZM148 166L150 167V165H148ZM148 166H147V167H148ZM151 166H152V165H151ZM157 166H159V165H157ZM163 166H164V165H163ZM169 166H171V165H169ZM175 166H176V165H175ZM175 166H174V167H175ZM211 166H213V165H210V167H211ZM218 166H217V168H218ZM52 167H51V168H52ZM57 167H59V166H57ZM79 167H81L82 169L79 168ZM93 167H94V166H93ZM124 167H125V165H124ZM159 167H160V166H159ZM159 167H155V168H157L158 171L155 170V169H153L154 167L151 168V169H153L152 172H153V173L155 172V174H154V175H153V174H150V175H151V176H154V177H156V178H158V177L160 178V176L157 177V175H156L157 172H158V173L161 172V171L158 169ZM164 167H165V166H164ZM164 167H163V168H164ZM172 167H173V166H172ZM176 167H177V166H176ZM178 167H179V166H178ZM199 167H200V165H199ZM48 168H49V167H48ZM53 168H52V169H53ZM78 168L81 169L82 172L77 171ZM89 168H91V171H92L93 168L90 167V166H89ZM96 168H97V166H96ZM130 168H132V167H130ZM193 168H198V167H193ZM214 168H216V167H214ZM214 168H213V169H214ZM222 168H224V167H222ZM250 168H251V167H250ZM10 169L12 170V168H10ZM15 169H16V168H15ZM49 169H50V168H49ZM67 169L71 172L70 174H69V171H68ZM113 169H114V168H113ZM127 169H128V168H127ZM142 169H143V168H142ZM145 169H146V168H145ZM165 169H167V167H166ZM169 169H170V168H169ZM180 169H181V168H180ZM185 169H186V168H185ZM202 169H204V168H202ZM205 169H206V166H205ZM218 169L220 170V166H219ZM225 169H226V168H225ZM38 170H39V169H38ZM66 170H67L68 172H67ZM73 170H74V169H73ZM85 170H86V169H85ZM102 170H103V169H102ZM154 170H155V171H154ZM161 170H163V169H161ZM196 170H197V169H196ZM210 170H211V169H210ZM219 170H218V171H219ZM221 170H222V169H221ZM32 171H33V165H32ZM55 171H57V172H55ZM86 171H87V170H86ZM106 171H107V170H106ZM106 171H105V172H106ZM149 171H150V170H149ZM156 171H157V172H156ZM159 171H160V172H159ZM168 171H170V170H168ZM171 171H173V170H171ZM30 172H31V171H30ZM30 172H29V174H30ZM41 172H39V173H41ZM173 172H175V170H174ZM173 172H172V173L170 172V173L174 175ZM188 172H189V171H188ZM32 173H33V172H32ZM34 173L37 175V174H38V173H37V170H35ZM87 173H88V174H89V173H93V174H95L94 172H88V171H87ZM87 173H86V174H87ZM147 173H148V172H147ZM149 173H150V172H149ZM170 173H169V174H170ZM175 173H176V172H175ZM180 173H181V172H180ZM180 173H178L179 177H180ZM209 173H210V172H209ZM211 173H212V172H211ZM46 174H43V177L40 176V177H42L43 180H44V181H42V178H41L40 181L45 182V180H46L45 184H46V185H49V186H46V187H47V190H50V191H47V190H46L45 184H43L44 186L41 187V189H42L43 191H44V189H45V190L48 192V193H47V197H48V195H50L49 192L51 193V189H54V187L52 188L51 186H53V185L50 186V184L47 183V182H48V180H47L48 177H47V179L44 178V176L46 177ZM63 174H62V175H63ZM74 174H75V175H74ZM86 174H85V175H86ZM88 174H87V175H88ZM121 174H122V173H121ZM176 174H177V173H176ZM227 174H228V173H227ZM0 175H1V174H0ZM11 175H12V174H11ZM40 175H42V174H40ZM62 175H59V176H57V175L55 176V175H54V177H56L55 179H57V180L59 181L60 178H61V179L63 178ZM68 175H69V176H68ZM82 175H83V176H82ZM87 175H86V177H88ZM89 175H90V174H89ZM96 175H97V173H96ZM101 175H102V174H101ZM123 175H124V174H123ZM148 175H149V174H148ZM148 175H147V176H144V179H145V180H146V177H148ZM155 175H156V176H155ZM160 175H161V174H160ZM162 175H163V174H162ZM186 175H187V174H186ZM206 175H207V174H206ZM215 175H216V174H215ZM222 175H223V174H222ZM229 175H230V174H229ZM38 176H39V175H37V178H39ZM63 176H64V175H63ZM66 176H64V178H65L64 180H63V179H62V180L60 179V181H59L60 184H61L62 181H63V184L65 183V182H64L65 180L68 181V179H67ZM94 176H95V175H94ZM97 176H98V175H97ZM174 176L176 177V175H174ZM174 176L171 175L170 177H174ZM195 176H196V175H195ZM7 177H8V176H7ZM30 177H31V175H29V178H30ZM57 177H60V178H57ZM138 177H139V176H138ZM177 177H178V176H177ZM177 177H176V178H177ZM181 177H184V175H183V176L181 175ZM181 177H180V178H181ZM186 177H187V176H186ZM50 178H51L52 181L54 182V180H53L54 178H52V177H50ZM98 178H99V177H98ZM167 178H168V177H167ZM8 179H9V178H8ZM39 179H40V178H39ZM87 179H88V178H86V180H87ZM91 179H92V178H91ZM140 179H141V180H144V179H142V178H140ZM148 179H150V177H149ZM151 179H152V178H151ZM151 179H150V180H151ZM165 179H166V178H165ZM168 179H169V178H168ZM9 180H10V179H9ZM81 180H82V179H81ZM81 180H79V181L81 182ZM86 180L83 179V182L86 181ZM135 180H136V179H135ZM141 180H140V181H141ZM171 180H172V179H171ZM175 180H176V179H175ZM217 180H218V179H217ZM219 180H220V179H219ZM234 180H235V179H234ZM37 181H38V180H37ZM50 181H51V180H50ZM79 181H78V182H79ZM164 181H165V180H164ZM176 181H178V180H176ZM235 181H236V180H235ZM42 182H41V186H42ZM76 182H75V183H76ZM78 182H77V183H78ZM88 182H89V181H88ZM134 182H136V181H134ZM137 182L139 183L138 180H137ZM148 182H149V181H148ZM151 182H152V181H151ZM179 182H180V181H179ZM184 182H185V181H184ZM190 182H191V181H190ZM190 182H189V183H190ZM215 182H217V181H215ZM220 182H221V181H220ZM3 183H4V182H3ZM9 183H10V182H9ZM56 183H58V182H56ZM126 183H127V182H126ZM141 183H143V181H142ZM144 183H145V182H144ZM144 183H143V186H145ZM152 183H153V182H152ZM158 183H159V181H158V182L156 181V184H158ZM160 183H161V182H160ZM160 183H159V184H160ZM173 183H175V182H173ZM60 184H59L60 189L63 188V187L65 186V185H64V186H60ZM68 184H69V183H68ZM79 184H80V185H83V184H81V183H79ZM87 184H88V183H87ZM94 184H95V183H94ZM94 184H93V185H94ZM145 184H146V183H145ZM162 184H163V182H162ZM170 184H171V183L169 182V186H170V188H171V185H173V184H171V185H170ZM191 184H192V183H191ZM0 185H1V184H0ZM6 185H7V184H6ZM6 185L4 184V186H6ZM76 185H77V184H76ZM140 185H141V184H140ZM140 185H139V186H140ZM147 185H148V183H147ZM147 185H146V186H147ZM149 185H150V184H149ZM185 185H186V184H185ZM188 185H189V184H188ZM194 185H195V184H194ZM208 185H209V184H208ZM217 185H218V184H217ZM85 186H86V185H85ZM155 186H156V185H155ZM176 186H177V185H176ZM183 186H184V185H183ZM186 186H187V185H186ZM189 186H190V185H189ZM192 186H193V185H192ZM197 186H198V185H197ZM199 186H200V185H199ZM204 186H205V185H204ZM39 187H40V186H39ZM44 187H45V188H44ZM48 187H50L51 189H50V188L48 189ZM88 187H89V186H88ZM157 187H158V185H157ZM172 187L174 188V185H173ZM179 187H180V185H179ZM190 187H191V186H190ZM43 188H44V189H43ZM64 188H65V187H64ZM64 188H63V189H64ZM86 188H87V187H86ZM92 188H93V187H92ZM140 188H141V186H140ZM142 188H143V187H142ZM153 188L156 189V187H154V185H153ZM159 188H160V186H159ZM162 188H163V187H162ZM165 188H166V190H167V187H165ZM177 188H178V187H177ZM185 188H186V187L184 186L183 189L186 190ZM195 188H196V186H195ZM205 188H206V187H205ZM37 189H38V188H37ZM55 189H56V187H55ZM63 189H62V190H63ZM77 189H78V188H77ZM79 189H80V188H79ZM79 189H78V190H79ZM81 189H82V188H81ZM147 189H148V188H146V190H147ZM163 189H164V188H163ZM174 189H175V188H174ZM181 189H182V186H181L180 190H181ZM183 189H182V190H183ZM190 189H191V188H190ZM42 190H40V191L42 192ZM57 190H58V191H57ZM57 190H56V191H55V190H52V191L54 192V195H55L54 200H56V197L60 196L59 194H60L61 191H62V190H60V192H59V188H58V187H57ZM82 190H83V189H82ZM86 190H87V189H86ZM166 190H165V191H166ZM169 190H170V189H169ZM169 190H168V191H169ZM176 190L178 191V189H176ZM176 190H175V192H176ZM193 190H194V189H193ZM197 190H198V189H197ZM7 191H8V190H7ZM34 191H35V190H34ZM34 191H33V193H34ZM76 191H77V190H76ZM76 191H75V192H76ZM143 191H144V190H143ZM147 191H148V190H147ZM170 191L173 192L174 190H170ZM170 191H169V192H170ZM186 191H188V187H187V190H186ZM186 191L183 192L184 194L182 193V191H179L178 193H180V194H182V195H186V194H185ZM189 191H190V190H189ZM200 191H201V189H200ZM203 191H204V190H203ZM205 191H206V190H205ZM207 191H208V190H207ZM8 192H9V191H8ZM53 192H52V193H53ZM55 192H56V193H55ZM63 192L66 193L65 190H64ZM67 192H68V191H67ZM83 192H84V191H83ZM161 192H162V191H161ZM166 192H167V191H166ZM201 192H202V191H201ZM1 193H2V192H1ZM4 193H5V192H4ZM35 193H36V192H35ZM44 193H46V192L44 191ZM44 193H42V194H44ZM76 193H78V192H76ZM84 193H85V192H84ZM140 193H141V192H140ZM144 193H145V191H144ZM187 193H188V192H187ZM40 194H41V193H40ZM56 194H57L58 196H56ZM61 194H62V193H61ZM74 194H75V193H74ZM81 194H83V193L81 192ZM172 194H174V193H170V194L167 195V196H170V195H172ZM176 194H177V193H176ZM176 194H175V195H176ZM201 194H202V193H201ZM29 195H30V194H29ZM44 195H46V194H44ZM51 195H52V194H51ZM90 195H91V194H90ZM153 195H154V194H153ZM177 195H178V197H179V194H177ZM182 195H181L180 197H183ZM192 195H194V194H192ZM61 196H62V198H63V197H66V194H65V196H63V195H61ZM79 196H80V195H79ZM81 196H82V195H81ZM150 196H151V195H150ZM156 196H157V195H156ZM187 196H189V195L187 194L185 197L187 198ZM195 196H196V192H195ZM8 197H9V196H8ZM8 197H7V198H8ZM13 197H14V196H13ZM15 197H16V195H15ZM22 197H24V196H22ZM30 197H31V196H30ZM30 197H28V198H30ZM32 197H33V196H32ZM45 197H46V196H45ZM49 197H50V196H49ZM74 197H75V196H74ZM153 197H155V196H153ZM157 197H158V196H157ZM176 197H177V196H176ZM176 197L173 198V196H172V198H173V200H174L173 202H175V200H177V202H178V201L181 200V199L183 200V201L181 200L182 203H181V202H178V203H181L182 205H183V204L187 205V203L189 202V199H186V198H184V197H183L184 199H183V198H181V199L179 198V200L176 199ZM205 197H206V195H205ZM10 198H11V196H10ZM28 198H27V199H28ZM60 198H61V197H59V199H60ZM90 198H91V197H90ZM189 198H190V196H189ZM193 198H194V197H193ZM197 198H198V197H197ZM12 199H14V198H12ZM12 199H11V200H12ZM20 199H21V198H20ZM35 199H37V198H35ZM48 199H49V198H48ZM50 199H51V197H50ZM64 199H65V198H64ZM77 199H78V197H77ZM80 199H81V197H80ZM150 199H151V198H150ZM166 199H168V201H169V198H168V197L165 198V200H166ZM185 199H186V200H185ZM198 199H199V198H198ZM203 199H204V198H203ZM9 200H10V199H9ZM61 200H62V199H61ZM81 200H82V199H81ZM153 200H154V199H153ZM155 200H156V199H155ZM165 200H164V203L166 204ZM171 200H172V199H171ZM171 200H170V201H171ZM27 201H28V200H27ZM30 201H31V199H30ZM30 201H28V202H30ZM50 201H52V199H51ZM50 201H49V202H50ZM56 201H57V200H56ZM69 201H70V200H69ZM157 201H158V200H157ZM168 201H167V202H168ZM186 201H187V202H186ZM190 201H191V200H190ZM198 201H199V200H196V201L193 200V201H192L193 203L195 202V203L193 204V206H195L196 208H197V206H196V202H197V204H199ZM237 201H238V200H237ZM5 202H6V200H5ZM36 202H38V204H39V199H37ZM58 202H59V201H57V203H58ZM238 202H239V201H238ZM7 203H8V202H7ZM7 203H6V204H7ZM9 203H10V202H9ZM14 203H15V202H14ZM33 203H35V202H33ZM33 203H31V204H33ZM47 203H48V202H47ZM152 203H153V202H152ZM168 203H171V202H168ZM203 203H204V202H203ZM203 203L200 202L201 205H198V208H199V206H202V207H203V206L205 205L204 208L207 206L205 203H204V205H203ZM23 204H24V203H23ZM31 204H30V205H31ZM45 204H46V203H45ZM149 204H150V203H149ZM157 204H158V203H157ZM159 204H160V203H159ZM165 204H164V205H165ZM175 204H177V203H175ZM181 204H179V207L181 206V208H182L183 206H185V205L182 206ZM20 205H22V204H20ZM25 205H26V208H28V207H27L28 204L25 203ZM40 205H42L43 208L45 207V206H43L44 204H40ZM160 205H161V204H160ZM171 205H172V203H171ZM188 205H189V206H188V207L186 206L187 208L185 207V209H188V208L191 209V208H192L191 210L194 212V214L192 213L193 216L190 215V214H189V215H188V214H184V213H187L188 210L190 211V209L186 210V212H183V210H181V211L183 212V215H187V216H188V219H189V217H191L192 220H195V219H193V217L197 214L196 212L198 211V208L196 209V208H194L193 206H191V203H190V202H189ZM23 206H24V205H22L21 209L23 208L22 210L26 211L27 209H24L25 207H23ZM28 206H29V205H28ZM32 206H34V205H32ZM35 206L38 207V205H37L36 203H35ZM35 206H34V207H35ZM148 206H151V205H148ZM165 206H166V205H165ZM0 207H2V206H0ZM6 207H7V206H6ZM29 207H30V206H29ZM39 207H41V206H39ZM46 207L48 208L47 205H46ZM87 207H88V205H87ZM166 207L168 208V207H170V206L167 205ZM176 207H177V205H176ZM202 207H200V208H202ZM4 208H5V207H4ZM17 208H18V207H17ZM32 208H33V207H31V210L33 211L35 208H34V209H32ZM47 208H45V209H47ZM60 208H61V207H60ZM157 208H161V207H160V206H159V207L157 206ZM162 208H164V207H162ZM173 208H174V207H173ZM181 208H180V209H181ZM206 208H207V207H206ZM1 209H2V208H1ZM9 209H10V208H9ZM37 209L40 210V208H37ZM62 209H63V208H62ZM62 209H61V211H63ZM137 209H138V208H137ZM176 209H178V207H177ZM176 209L174 210L176 213H177V212L182 213V212L179 211V210L176 211ZM193 209H196V210L194 211ZM207 209H208V208H207ZM2 210H3V209H2ZM22 210H21V211H22ZM31 210H30V211H31ZM35 210H36V209H35ZM42 210H44V209H42ZM64 210H65V209H64ZM146 210H147V209H146ZM148 210H150L151 212H154V209H152L153 211H152L151 209H148ZM155 210H156V209H155ZM158 210H159V209H158ZM168 210L171 211L170 213L173 214V212H172L171 209H168ZM15 211H16V210H15ZM40 211H41V210H40ZM44 211H45V210H44ZM78 211H80V209H79ZM140 211L142 212L141 209H140ZM140 211H139V212H140ZM160 211H161V210H159V212H160ZM189 211H188V212H189ZM208 211H209V210H208ZM208 211H207V212H208ZM224 211H225V210H224ZM64 212H65V211H64ZM127 212H128V211H127ZM141 212H140V213H141ZM156 212H157V211H156ZM156 212H155V213H156ZM162 212H164V210H163ZM162 212H160V213H162ZM201 212H203V211H201ZM201 212H200V213H201ZM204 212H205V211H204ZM12 213H13V212H12ZM22 213H23V211H22ZM24 213H27V211L24 212ZM41 213H42V212H41ZM65 213H66V212H65ZM68 213H69V212H68ZM68 213H67V214H68ZM70 213H71V212H70ZM136 213H138V212H136ZM157 213H158V212H157ZM160 213H159V214H160ZM164 213L167 214V213H169V212H166V211H165ZM190 213H191V212H190ZM195 213H196V214H195ZM208 213H209V212H208ZM58 214H59V213H58ZM132 214L135 215V216H137V214H134V213H132ZM138 214H139V213H138ZM148 214H149V213H148V211H147V215H148ZM151 214H153V213H151ZM151 214H150V215H151ZM159 214H158V215H159ZM202 214H203V213H202ZM202 214H201V215H202ZM205 214H206V213H205ZM15 215H16V213H15ZM20 215H21V213H20L19 216H18L19 219L21 218ZM29 215H30V214H29ZM42 215H43V214H41V216H42ZM44 215H45V214H44ZM122 215H124V214L122 213ZM142 215H144V214H142ZM158 215L156 214L155 216H153V217H154L153 219H154L155 221H157V220L155 219L156 217L159 218ZM167 215H168V214H167ZM174 215H175V214H173V216H174ZM206 215H207V214H206ZM208 215H209V214H208ZM24 216H26V218H25V219L21 218V220L23 219V221L20 220V221H21L20 223L22 224V226H23V225L27 226L26 224H27V223L29 224L28 221L26 222L27 217H29V218H28L29 220H31V219H30V216H27V215H24ZM41 216L39 215V217H41ZM59 216H60V215H59ZM129 216H130V215H129ZM165 216H166V215H165ZM175 216H176V221H177V214H176ZM197 216H198V215H196V217H197ZM204 216H205V215H204ZM16 217H17V216H16ZM33 217H35V216H33ZM64 217H65V216H64ZM162 217H163V216H162ZM166 217H167V216H166ZM179 217H180V216H179ZM181 217H182V216H181ZM196 217H195V218H196ZM258 217H259V216H258ZM54 218H56V217H54ZM60 218H62V217L60 216ZM123 218H124V217H123ZM141 218H142V216H141ZM168 218H170V217H168ZM183 218H186V219H187V217H183ZM204 218H205V217H204ZM206 218H207V217H206ZM16 219H17V218H16ZM16 219H14V220H16ZM43 219H44V217H43ZM43 219H41V220H42L41 222H43ZM45 219H46V218H45ZM45 219H44V220H45ZM48 219H49V217H48ZM126 219H127V222H128V219H129V218H126ZM133 219H134V217H133L131 220H133ZM135 219H137V217H136ZM138 219H139V217H138ZM159 219L163 220V218H161V216H160ZM170 219H171V218H170ZM170 219H169L168 221H167V219H166V221L169 222ZM51 220L53 221L54 219H52V217H51V219H49L47 222H48V223H49V222L51 223V222H52ZM55 220H56V219H55ZM58 220H59V219H58ZM58 220H57V221H58ZM114 220H115V219H114ZM154 220H152V221H154ZM172 220L174 221V219H172ZM182 220H183V219H182ZM192 220L189 221V223H188L189 225H190V222H191ZM197 220H200V219L197 218ZM247 220H248V219H247ZM1 221H2V220H1ZM35 221H36V220H34V223H35ZM37 221H38V219H37ZM57 221H56V222H57ZM59 221H60V220H59ZM61 221H63V220H61ZM136 221H137V220H136ZM136 221H135V222H136ZM159 221H160V220H159ZM180 221H181V220H180ZM3 222L5 223V220L2 221V223H1L2 225L0 224V226H3V224H4ZM23 222H24V223L26 222V223L24 224ZM110 222H111V220H110ZM131 222H132V221H131ZM149 222H150V221H149ZM160 222H161V221H160ZM167 222H166V223H167ZM207 222H208V221H207ZM15 223H17V222L15 221ZM31 223H32V222H31ZM34 223H33V225H34ZM45 223H46V222H45ZM45 223H44V224H45ZM50 223H49V224H50ZM62 223H63V224H60V225H62L61 227H63V226L65 227V225H64V221H63ZM133 223H134V222H133ZM155 223H157V222H155ZM5 224H6V223H5ZM5 224H4V225H5ZM13 224H14V223H13ZM21 224H19V225H20L19 228H20V227H21V228H24L25 226L22 227ZM40 224H42V223H40ZM44 224H43V226H44ZM52 224H53V222H52ZM130 224H131V223H130ZM157 224H158V223H157ZM171 224H172L173 226H172ZM196 224H198V223H196L195 221H194L193 223L191 222V225H190L191 228L189 229V231L192 233L190 236H191V237L193 236V238H194L196 235L198 236L197 232H198V233L201 232L200 234H202V231H196V228L192 229V228H193V227H192L193 225H194V227L198 226L199 228L201 227V229L203 228V226H201V225H196ZM245 224H246V222H245ZM252 224H253V223H252ZM8 225H9V224H8ZM14 225H15V224H14ZM31 225H32V224H31ZM46 225H47V223H46ZM119 225H121V224H119ZM143 225H144V224H143ZM195 225H196V226H195ZM6 226H7V225H6ZM10 226H11V225H10ZM38 226H39V225H38ZM38 226H37V229L39 230V227H38ZM75 226H76V225H75ZM114 226H115V225H114ZM116 226H117V224H116ZM161 226H163V225H161ZM165 226H166V225H165ZM167 226H169V227L172 226V227H170V228H173L174 230H172V231H174V232H176V231H175L176 229H179V228H176V226H175L174 223H172V222H170V224L168 223ZM185 226H187V225H185ZM248 226H249V225H248ZM4 227H5V226H4ZM27 227H28V226H27ZM27 227H26V228H27ZM32 227H33V226H31V228H32ZM141 227H142V226H141ZM146 227H148V226H146ZM187 227H188V226H187ZM244 227H245V225H244ZM9 228H10V227H9ZM31 228H30V229H31ZM40 228H41V227H40ZM47 228H48L49 230L51 229V228H49L48 226H47ZM151 228H152V227H151ZM151 228H149L150 231H151ZM35 229H36V228H35ZM44 229H45V227H44ZM63 229L65 230V228H63ZM63 229H62V230H63ZM133 229H134V228H133ZM142 229H143V228H142ZM165 229L168 230L167 228H165ZM183 229H184V228H183ZM191 229H192V231H191ZM238 229H239V228H238ZM263 229H264V228H263ZM5 230H6V229H5ZM7 230H8V229H7ZM22 230H23V229H21V230L19 229V231H21V232H22ZM28 230H29V227H28ZM31 230H32V229H31ZM42 230H43V229H42ZM184 230H185V229H184ZM194 230H195V231H194ZM203 230H204V229H203ZM205 230H206V228H205ZM205 230H204V232H205ZM8 231H9V230H8ZM8 231H6V233H7ZM44 231H45V232H44ZM44 231H43V232L45 233V235H44L42 232H41V233L44 235V237H45L46 234H47L48 236H46V237L48 238V237L50 236V235H49V234H50L49 231H48V230H47V232H46V230H44ZM56 231L59 232V230H56ZM67 231H68V230H67ZM172 231H170V232L165 231V233H166V232L168 233V235H166V236L168 237V239L172 236V237L170 238V242H171V243H169V240H167V239H166V240L161 239V238H162L161 235H159V237H158L159 239L156 237V240H155V241H157V243H161V241H162V242L164 241L165 244H166V243H167V244H170L171 247H172V246L174 245V243L176 244V241H175V239L173 238V235H171V236L169 235V233L172 234ZM177 231H178V230H177ZM189 231H188V232H189ZM206 231H207V230H206ZM210 231H211V230L209 229L208 232H210ZM261 231H262V230L260 229V233H261ZM10 232H11V231H10ZM26 232H28L27 229H26ZM36 232H38V231H36ZM181 232H182V231H178L179 234H181ZM193 232L196 234L195 236H194V233H193ZM211 232H212V231H211ZM0 233H1V235H2V234H4L5 232L3 233V231L0 230ZM12 233H13V232H12ZM54 233H55V230H54ZM101 233H102V232H101ZM167 233H166V234H167ZM178 233L176 232V234H178ZM183 233H184V232H183ZM7 234L10 235L9 233H7ZM7 234H4V236L7 235ZM13 234H14V233H13ZM52 234H53V233H52ZM57 234H58V233H57ZM173 234H174V233H173ZM206 234H207V232H206ZM211 234H213V233H211ZM234 234H235V233H234ZM1 235H0V240L3 238V237H2L3 235H2V236H1ZM8 235H7V236H8ZM17 235H19V234H17ZM31 235H32V234H31ZM162 235H163V234H162ZM174 235H175V234H174ZM15 236H16V234H15ZM40 236H41V235H40ZM55 236H56V235H55ZM155 236H156V235H155ZM164 236H165V235H164ZM177 236H178V235H177ZM199 236H200V237H199ZM199 236H198V237H199L200 239H198L197 237H195V238L198 239L197 241H199L200 243H203V240H202L203 237L201 238V235H199ZM202 236H203V234H202ZM1 237H2V238H1ZM5 237H6V236H5ZM5 237H4V240H5V241H4V242H5L4 245H5V246H8V244H6V243H7V242H8V243H12V242H11V241H10V242L7 241L8 239L6 240ZM11 237H13V236H11ZM26 237H27V236H26ZM33 237H34V235H33ZM56 237H57V236H56ZM62 237H63V236H62ZM179 237H181V236L179 235ZM185 237H186V236H185ZM185 237H184V238H185ZM212 237H213V236H212ZM13 238H14V237H13ZM30 238H31V237H30ZM34 238H35V237H34ZM36 238H37V237H36ZM39 238H40V237L37 238L38 240H34V239H33L34 242H35V241L37 242V243L35 242V247H34V245H33L34 243L32 242V243H33V244H32L31 241H30V240H32V239H30V240H28V241H25V242H27V244L29 243L28 245H27L25 242H24L23 244H25V245H27V246H29V247H30V245L32 244L31 246H33L35 249H37V247H38L39 245H43V244H44V243H42V242H44V240L42 241V237H41L40 239H39ZM47 238H45V239L47 240ZM133 238H134V237H133ZM147 238H148V236H147ZM151 238H152V237H151ZM172 238H173L174 241L171 240ZM177 238H178V237H177ZM16 239H20V237L17 238V236H16ZM16 239H15V240H16ZM49 239H51V238L49 237ZM137 239H138V238H136L135 242H138L140 238H139L138 240H137ZM160 239H161V241H160ZM179 239H180V238H178L177 241H179ZM203 239H205V238H203ZM215 239H216V238H215ZM21 240H22V238H21ZM21 240H18V242L21 241ZM46 240H45V241H46ZM56 240H57V239H56ZM124 240H125V238L123 239V241H124ZM140 240H141V242H138V243H141L142 245H144V246L146 247L147 244H148V243H147L148 240L151 241L152 239H151V240L148 239L147 242H146L145 244H144V242L142 243V241H143L144 239H140ZM180 240H181V239H180ZM2 241H3V239H2ZM29 241H30V242H29ZM41 241H42V242H41ZM47 241H49V240H47ZM204 241H205V240H204ZM21 242H22V241H21ZM21 242L19 243L20 245H21ZM39 242H41V243L39 244ZM129 242L134 243L132 240L129 241ZM129 242H128V246H129V244H130ZM151 242H152V241H151ZM153 242H154V241H153ZM164 242H163V244H164ZM173 242H174V243H173ZM179 242H180V241H179ZM179 242L177 243L178 245H176V246H178V247H176L175 245L173 246V247L175 248V250H176V248H177V250H179V249H181V250L186 249V247H184V246H183V249H182V247H181L182 245H180V244H182V242H181L180 244H179ZM30 243H31V244H30ZM54 243H55V242H54ZM102 243H103V242H102ZM107 243H108V242H106L105 244L107 245ZM118 243H119V242H118ZM157 243H155V242H154V243H151V244H150V248H153V249H154V247H156ZM206 243H207V242H206ZM251 243H252V242H251ZM256 243H257V241H256ZM13 244H14V243H12V246H13ZM36 244H37V246H36ZM38 244H39V245H38ZM55 244H56V243H55ZM103 244H104V243H103ZM134 244H135V243H134ZM136 244H137V243H136ZM153 244H154V245H153ZM161 244H162V243H161ZM161 244H160V245H161ZM165 244H164V245H165ZM2 245H3V244H2ZM2 245L0 244L1 248H2V249L4 248V249H5L4 252L6 253V248H7V247L5 248V247H3L4 245H3V246H2ZM15 245H16L17 247L20 246V245H17V244H15ZM25 245H24V246H25ZM45 245H46V244H45ZM137 245H139V244H137ZM142 245H141V247H142ZM148 245H149V244H148ZM152 245H153V246H152ZM200 245H201V244H200ZM256 245H257V244H256ZM12 246H8V248H9V247H12ZM27 246H26V248H25L24 250H22L24 253L21 251L23 254H19V256H16V255H15L17 258H15L14 256H13V257H14L15 259H18V257H19L18 261L21 260V258H22V260H21L22 262L25 260L23 263H25L26 261H27V262H29V261L32 262V261H34V259H35V261L38 260L37 262H40L42 259H44V253H43V255H42L43 258L40 257L41 260H40V258L37 259V256H34V255H35V252H34L35 250H34V248L32 247V249H31V250H34V251H33V252H34V255H33V252L30 250V248L28 249ZM120 246H121V245H120ZM120 246H119V247H120ZM130 246H131V245H130ZM130 246H129V248H130ZM139 246H140V245H139ZM151 246H152V247H151ZM165 246H166V245H165ZM185 246H186V245H185ZM203 246H204V245H203ZM13 247H14L15 249L17 248V247H15V246H13ZM20 247H22V246H20ZM43 247H44V246H43ZM43 247L40 246V248L44 250ZM131 247H132V246H131ZM141 247H140V248H141ZM157 247H158V246H157ZM166 247H167V246H166ZM166 247H165V248H166ZM171 247H170V250L173 251L174 248L172 247V249H171ZM247 247H250V246H247ZM8 248H7V250L9 251L10 248H9V249H8ZM14 248H13V254H15V253H14V250H15ZM40 248H38L39 250H38V252H36L37 255H38V253H39V255H41L40 253L43 252V250H40ZM143 248H144V247H143ZM147 248H148V246H147ZM147 248H146V249H147ZM165 248L163 247V248H161V249H165ZM198 248H200V246H199ZM201 248L203 249V248H205V247H202V246H201ZM206 248H207V247H206ZM17 249H18V248H17ZM26 249H27V250H26ZM141 249H142V248H141ZM168 249H169V248H168ZM202 249H201V250H202ZM11 250H12V249H11ZM19 250H21V248H20ZM170 250H168V253H169ZM175 250H174V251H175ZM203 250H204V249H203ZM206 250H207V249H206ZM216 250H217V249H216ZM25 251H26L27 253H26ZM30 251H31V253H32V256H33V257H36V258L32 259L33 257L31 256L32 258H31V260H30V257H29L30 255H29V253H28V252H30ZM45 251H46V250H45ZM47 251H48V250H47ZM102 251H103V250H102ZM106 251H108V254L110 253L108 249H105V253H106ZM110 251H111V250H110ZM156 251H157V250H155V252H156ZM158 251H159V250H158ZM158 251H157V252H158ZM171 251H170V252H171ZM249 251H250V250H249ZM252 251H253V250H252ZM252 251H251V252H252ZM1 252H2V253H1ZM9 252H10V251H9ZM18 252H19V251H18ZM21 252H20V253H21ZM111 252H113V250H112ZM150 252H151V251H150ZM153 252H154V251H153ZM157 252H156V254H158L159 256H162V260H163L165 257L163 258V255H160V251H159L158 253H157ZM162 252H163V251H162ZM179 252H180V250H179ZM202 252H203V251H202ZM210 252H211V250H210ZM0 253H1V255H2V254H3V250H0ZM11 253H12V252H11ZM25 253H26V254H25ZM31 253H30V254H31ZM114 253H115V252H114ZM114 253H111V254L114 255ZM141 253H142V252L137 253V254H141ZM145 253H146V252H145ZM145 253H144V254L142 253V254L145 255ZM203 253H204V252H203ZM215 253H216V251H215ZM7 254H8V253H7ZM16 254H17V253H16ZM24 254H25V255H24ZM99 254H100V253H99ZM106 254H107V253H106ZM135 254H136V253H135ZM147 254L151 255V254H153V253H148V252H147L146 255H147ZM210 254H211V256H212V253H210ZM210 254H209V255H210ZM247 254H248V253H247ZM3 255H4V254H3ZM23 255H24V259H23ZM27 255H28V256H27ZM113 255L110 256L111 259H112ZM117 255H118V253H117ZM117 255H116V256H117ZM146 255H145V256H146ZM149 255H147V256H149ZM171 255H172V254H171ZM171 255L168 254V256H170V257H169L170 259H168V260H172ZM177 255H178V254H177ZM179 255H181V252L179 253ZM185 255H186V254H185ZM7 256H8V255H7ZM10 256H11V255H10ZM25 256H27L29 260H28V259H25ZM120 256H121V257H120ZM122 256H124V254H119V256H117V258H116L115 255H114V257L116 258L115 260H116V261H118V260L120 261V263H118V264H127V263H124V262H126V259H125V261L122 260V259H123ZM140 256H141V255H140ZM164 256H166V258H168V257H167V254L164 255ZM172 256H173V255H172ZM192 256H193V255H192ZM38 257H39V256H38ZM107 257L109 258V256H107ZM118 257H120V258H118ZM124 257H127V256H124ZM138 257H139V256H138ZM181 257H183V258H180L181 260L183 259V262H181L182 264H187V263L189 264V263H191V262H189V260L191 261V259H192V261H193V258L190 257L191 259H189V258L187 259V258H186L187 262H185L186 260H184V258H185V257H188V256H185V257H184V256L181 255ZM195 257H196V256H195ZM214 257H215V256H214ZM246 257H247V256H246ZM11 258H12V257H11ZM121 258H122V259H121ZM154 258H156V257H154ZM211 258H212V257H211ZM76 259H77V258H76ZM111 259H110V260H111ZM136 259H137V258H136ZM144 259L146 260V258H144ZM144 259L142 258V259H140V260L143 261ZM180 259H177V261H179ZM247 259H248V258H247ZM247 259H246V260H247ZM110 260L108 261V259H107L108 262H111V261L115 262V261H114V258H113L111 261H110ZM145 260H144V263H146ZM156 260H158V259H156ZM156 260H155V261H156ZM164 260H165V259H164ZM181 260H180V261H181ZM197 260H198V259H197ZM197 260L194 259V263L201 261V260H198V261H197ZM6 261H8V260H6ZM21 261H20V262H21ZM76 261H77V260H76ZM79 261H80V262H83V264H84V262L86 263V261L90 262L86 257L80 258ZM104 261H105V260H104ZM107 261H106V262H107ZM122 261H123V262H122ZM128 261H129L128 264H130V263L132 264V261H131V260H128ZM128 261H127V262H128ZM151 261H152V263H155V262H153L154 260H151ZM172 261L174 262V261H176V259H175V260L173 259ZM177 261L175 262V264L177 263ZM195 261H196V262H195ZM15 262H16V260H15ZM15 262H14V264H18V263L21 264L20 262H16V263H15ZM27 262H26V264H27ZM136 262H137V261H136ZM136 262H135V264H137ZM139 262H140V261H139ZM158 262H160V260H158ZM158 262H157V263H158ZM165 262H167V261H164V263H165ZM173 262H172V264H173ZM7 263H8V262H7ZM35 263H36V262H35ZM133 263H134V262H133ZM157 263H155V264H157ZM162 263H163V261H162ZM169 263H170V262H169ZM194 263H191V264H194ZM206 263H207V262H206ZM5 264H6V263H5ZM29 264H32V263L29 262ZM37 264H39V263H37ZM107 264H108V263H107ZM113 264H117V263L115 262V263H113ZM149 264H150V263H149ZM165 264H166V263H165ZM167 264H168V263H167ZM177 264H180V263L178 262ZM208 264H209V263H208ZM249 264H250V263H249Z\"/></svg>", "mask_w": 264, "mask_h": 264}, {"label": "trees", "instance_id": "obj_3", "mask_svg": "<svg viewBox=\"0 0 264 264\" xmlns=\"http://www.w3.org/2000/svg\"><path fill=\"white\" fill-rule=\"evenodd\" d=\"M106 6L108 7V5L103 6V10L105 9ZM82 7L85 9V11H95L97 9L96 4L92 2H89Z\"/></svg>", "mask_w": 264, "mask_h": 264}]
</instances>
